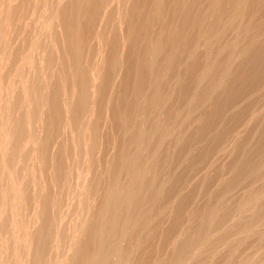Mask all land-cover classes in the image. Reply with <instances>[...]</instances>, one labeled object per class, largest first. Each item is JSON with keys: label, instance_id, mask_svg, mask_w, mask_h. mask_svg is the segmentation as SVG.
I'll use <instances>...</instances> for the list:
<instances>
[{"label": "rangeland", "instance_id": "rangeland-1", "mask_svg": "<svg viewBox=\"0 0 264 264\" xmlns=\"http://www.w3.org/2000/svg\"><path fill=\"white\" fill-rule=\"evenodd\" d=\"M68 1L67 0H11V1L10 0H0V46H1L0 47V63H1L0 64V87H1L0 88V124L3 126V127L0 126V128H1L0 130L2 131V132H0V151H1L0 152V157H1V159H0V174H1L0 175V193H1L0 194V197H1L0 198V260H1L0 264H31L30 261H31L32 255L34 254L35 242H36V237H37L36 232H38L37 230H40L39 227L42 226L40 224L43 222V210L47 205L50 204V211H52L57 207L58 203H59V205L61 204L60 206H63L60 208L61 210L59 209L60 206H58V209H59V211H61L63 213L62 214V216H63L62 225L63 226L61 225V227L64 230L62 228L61 229L64 231L65 234H63V232L61 230L64 239L63 238L60 239L61 240V241H59L60 243L57 242V243H59V246H60V250H58L59 256L56 255L55 250H54L55 254L51 253L53 251H50V253H48V254H52L51 255L52 258L54 256L55 260L53 258V260H54L53 262H55V263H53V264H59V263L64 264L65 262L63 261L62 257H64V255L66 256L65 252L67 253V256H68V254H70L72 252L74 253L73 249H70L68 251V248H70V247H68L69 241L71 243L72 241L79 242V241H82L83 239H85L86 231H87L86 226H88L90 224V220L92 219L90 217H93L92 213H90V212H93V210H92L93 208L95 209L94 211H96V208H98L97 206H99L101 199H102V193L101 192L103 190H104L103 192H105V189L107 190L108 186L111 183V180L113 179V176L115 174H118L119 172H120V174L117 175L118 178H120L119 181L120 182L126 181V178L124 177L125 173L123 171L121 172L118 170L119 172H116L118 169L116 163L118 165H120L119 161L122 160L121 159V153L123 154L124 152L126 153V151H127L130 154L131 152H133L134 149H133V146H128V147H131V149L130 148L128 149L126 146L127 150L124 149L125 145L128 144L127 142H128V139L130 137H129V134H127V132H124L121 129V128H125L124 127L125 125L123 124L124 121L121 122L123 120L120 117L121 113L120 114L118 113V115H117V111L119 109H117L116 106H118V108H120V110L121 109L124 110L126 105L123 103V101L126 103L125 98H127V97H128L127 99H129V98L131 99V95L129 94L130 90L129 91L127 90V92H126V89L124 87L125 82H124V84L122 83L124 80V77H123L124 76V70L126 69V64H128V62L126 60H127V58H130L129 60L131 61V57H129V55H126V54H128V52H126V54H125V51H127V50H125L126 47L124 49H121L122 54L121 53L120 54L122 55V57H120V55H119V57L122 58V62L124 61L127 63H125V66H124V62H123L124 67L122 65H121V67L117 66L116 73L120 72V70L118 68V67H120V69H122L120 74L123 78L121 76L119 77L118 74H115V77L111 76L112 78H114V80L116 79L115 81H113V80L111 81V79H110L111 77H107L106 79H104L106 77L105 75H107V73L104 70V66H102L101 62H103V64H104V58L103 57L107 58L110 55L109 47H111V46L108 47L107 46L108 44L102 43V41L106 42L105 40H103V38H101V37H104V35H102L99 32L98 34L100 36H97V33L95 32L96 28L95 29L93 28L94 32H92L93 30L88 29L87 25H85V24H89L88 20H90V19H89V17L87 18L86 16H89L90 12H88L89 13L88 14L87 12H85L82 9V10H80L81 12L79 15L81 17H85V19H88V20H84V18H82V20H81V17L79 16L80 20L82 22H83V20L86 21L85 24L82 23L81 21L79 24H80V26H83V24H84V26L87 27L86 29L89 30V33H88L89 37L87 35L85 38V34L82 33V35H81L79 33L80 37L84 36L83 39L88 38V41L85 40L86 42L84 41V43H82V41H83L82 38H80V40L82 39L80 41L81 43L78 41L80 43V45L82 46V47L79 46L80 51L82 50L81 53L83 54V52L85 53V50L87 51L84 54L87 56V59L85 58L86 60L85 59L83 60V57H81L83 55L81 54L80 55V57H81L80 61L81 62H79V63H81L80 64L81 68H82V66L84 67V68H82V70H84V72L86 70L87 74H86V72L84 73L83 71L78 73L79 69L74 68L75 64L73 62V57H72V53H71L72 50L68 49L69 44L66 42L67 36H66L65 29H64V23H63V22H65L64 21L65 17L68 16L65 19L66 21L68 18H69L68 20L71 21V17H72L71 12H69V9H68V8H70L69 5H71V3H70L71 1L70 0H68ZM127 1H125V2H127ZM132 1H134V0H132ZM132 1L130 0L129 3H131ZM135 1H137V0H135ZM116 2L117 1L114 2V6H115V4L117 6ZM204 2H206V1H204ZM227 2H229V3H227ZM231 2L232 1H230V0L229 1L224 0L225 5L222 2V7H224V9H226L227 11L225 10L226 16L223 15L222 16L223 18L220 17L219 18L220 20L216 21V29L218 28V30H219L220 29L219 27H221V29H222V30L220 29V31H219L220 32L219 37H217V38L215 37L212 40V43L209 44L210 47H207V48L204 44L202 45V42L200 40L201 44L200 45L198 44V47H197L198 51H197V48H196V50H194L195 51L194 55H193L194 57L191 60L192 61L191 64L194 63V65L196 66L194 71L190 72L189 69H188L189 72L186 71L187 70V61L185 60L186 61L185 62L183 59V62H181L182 61L181 58H183V55L185 53V49H184V45L180 44L181 42L183 43L182 40L185 41L188 38L191 39L190 37H192V35H193V32L191 33L192 28L188 27L186 30L187 32H189L192 35L187 33L186 36L187 37L189 36L188 38H186V36H185L184 38H186V39L182 38L181 41H178V42H180L179 48L182 47L181 45H183L182 50L184 51V53L182 52V50L180 53V51H178V47L174 50H171L172 48L170 46L168 47V45H165L166 48L168 47L167 49L164 48V50L166 49L165 52H167L169 50V48H171L170 51H168L167 53L169 54L170 52L176 51L175 53H176V56H178L177 57V59H178L180 57L177 54V51H178V53L182 56L180 58V62L182 64L183 63L184 64L181 66V63L179 61L178 62L176 61L177 64L176 63H174V64H176L177 67L174 65L173 66L174 68L172 67L174 70L169 69V72L166 71L165 69H164L165 70V72H164L163 68H162L161 74H160V76L162 75L161 76L162 78L160 77L161 78L160 85L161 84L162 85L159 86V89L160 90L162 89V90L159 93H161L160 98H161V95L163 96V100H162V102L164 103V105L162 103L163 109L167 105H168L167 106L168 109L165 108L163 110L162 107L158 105L157 107H155L156 110L153 109L154 113H156V111H160V109H161L160 113L162 111H165V112H162V115L160 113L159 114L157 113V114H152V116H155V117L162 116L161 118L166 120L167 117L170 115V114H168V116H167L166 113L170 112L168 110H171L170 113H173V115L176 112V114L178 115V117H176V118H178V119H176V118L174 119V121H173L174 125H172V127L173 126L174 127L173 128L171 127L172 128L171 130H175V131L171 132V130H170L172 135L169 132V134L167 136L169 139L167 137H164L165 139L166 138L167 139L166 140L164 139L165 142L162 141V143H161L162 145H160V147H158L159 153L157 152V156H155L156 160H153L154 162H156V163L158 162L157 164H159V165H157V164L156 165L159 166L160 168L158 169V167H156L157 170L154 169L156 172L159 170L157 172V174L159 173V175H157L154 170H152L154 176L152 174V171L149 174H151V176H152V181H154V182L156 181L155 182L156 184L158 182L161 190L158 188L159 186L157 184L155 187L157 189H159V192H157V194L153 193V195H155L157 197H155V196L153 197V200H152L153 202L150 200L152 198H150L148 200V201H150L148 203H151V204H148L149 206L151 205L150 208H149V206H148V208H149V210H153V211H149V212L150 213L152 212V214L154 216L152 214H149V212H148V218L147 217L145 218V224L147 227L144 230H146V231L142 230L141 231L142 233L140 232V234L138 235L139 239L135 237L136 242L133 241V239L131 240V242H132L131 246L134 247V245H135L134 250L136 249V247H137L136 250H138L140 248L139 249L140 253L138 251H136V253H138V254H135V251L133 250L134 252H132L130 254V255L133 254L132 256H134V257H132V256L129 257V259H130L129 261L131 262V264L132 263L133 264H140L141 262L143 264H168V263L170 264L171 262H168V261H173V259H174L173 258L174 248L175 249L178 248L179 244L181 246V244L183 242L181 240H184L183 238H185L186 236H187L186 239L189 238L190 236H192V234L195 233L194 231H196V232L202 231L203 228L200 230V229H198L199 227L201 228V227L207 226V225L204 226L202 221H200V219L203 220L204 217H206L205 215H207V213L210 212L213 203L216 201V198L217 199L220 198L223 201H222L221 206L219 207L220 209L218 208L215 210V211H219L220 213L214 212V213H216V216H215V214H213L214 215L213 217H215V220H214L215 223L213 222L212 225H209V227L207 226L208 228H210V230L208 229V231H209L208 233H211V234H208L209 236H208L207 240H205L203 243L198 241V243L196 242L191 247H189L188 248L189 250L188 249L186 250V253L183 254V256L186 255L185 257H183L184 258L183 261H185V264H202V263H204V264H264V249H263L264 248V219L262 221L260 219L261 222L259 221V219H258L259 222L257 221L256 218L253 219V217H255L256 214H258V216L256 215V217L259 218V214H260L259 211L262 210L263 206H264V163H263L264 162V87H263L264 86V79H263L264 78V44H263L264 43V37H263L264 36V13H263L264 12V10H263L264 9V0H262V1L261 0H252V1L251 0H244L245 3L243 4L244 5L243 9H245V10H243V12L245 11L244 13L247 15H245L243 13L242 16H238L239 18H237V17L234 18L235 20L232 19L233 17L230 18L231 13L233 12ZM129 3H124V4H126L125 8L127 7V4H129ZM201 3H203V2H201ZM204 4H206V3H204ZM24 5H25V7H24ZM114 6L112 5L113 8L112 7L111 8L113 9V11H116ZM246 6H247V8H245ZM65 7H66L67 11H66ZM100 10H102V9L100 8ZM122 10H123V8H122ZM231 10H232V12H230ZM42 11H44V12H42ZM50 11H51V13H50ZM248 11H250V12H248ZM96 12H97V10H96ZM226 12L227 13L230 12V14H228V16H227ZM27 13H28V15H27ZM123 13H125V10H123ZM116 14H117V12H116ZM169 14L170 13L167 14L168 16L162 15L165 18L169 17L167 19H165L161 16L162 18H160V19H164V21H165L164 22L163 20H159L160 22H163V23H161V25H163V24L167 25L168 24L167 26H170L173 28L177 27L176 20L178 22V19H175V25H176L175 26L174 21H172L173 24L171 22L173 17L170 14L172 17L171 18L169 16ZM31 15H32V17H31ZM119 15H117L115 17L118 18ZM57 18H59V19H57ZM116 18H114L116 20V21L114 20L116 22L115 23L117 26L116 28H118V27L120 28V26L117 25L118 21ZM52 19H54V20H52ZM168 19L170 20L171 24L174 26H171L170 22H168V21H167L168 23H166V20H168ZM17 20H18V22H17ZM208 21L209 20H207V22ZM246 22L250 23L251 28L249 26L248 27L249 29L247 28V30L249 31L252 29V32L250 31L251 33L244 31V27H245ZM34 23H35V25H34ZM81 23H82V25H81ZM179 23L180 22H178V24ZM159 24L160 23H158V25ZM211 24H213V23H211ZM229 24H231V25H229ZM217 25H219V27H217ZM57 27H59V28H57ZM102 27L104 28V26L103 25L101 26V29L103 30ZM178 27L175 29H178ZM240 27H242V28L240 29ZM256 27H258V28H256ZM34 28H35V30H34ZM77 28H78V30L81 28V30H79V32H81L83 29L82 27H79V26ZM173 28H171L172 31H174ZM214 28H215V26H214ZM58 30H59V32H58ZM102 30H100V31L102 32ZM117 31L119 32V29H117ZM82 32H85L87 34V31L84 29ZM238 32H239V34H238ZM92 33H93L92 38H93V36L95 37L93 40L90 36ZM122 33H123V31H122ZM246 35H248V36H246ZM110 36H112V33ZM254 36H255L256 40H255ZM65 37H66V39H65ZM96 37H100V39L98 38L99 41H97ZM237 37H239V38H238V40H236V44H235L234 40L237 39ZM89 38H91L90 42H91V40L93 41V42H91L92 44L89 43ZM251 39H253V41H251ZM217 40H218V42H217ZM96 41H97V43L99 42L98 45L96 44ZM100 41H101L103 46L101 45ZM108 42H109V40H108ZM231 42H232L231 45L233 47L227 45L228 43L230 44ZM248 42H249V45H250V42L251 43L255 42L253 44L254 46H252V44H251V48L254 47L252 50L250 49V51H249L251 54L245 52L246 51L245 48H247L249 46V45H247ZM79 43L77 45H79ZM41 44H43V45H41ZM50 44H52V46ZM213 44L216 46H214ZM244 44H246L247 47H246V45L244 46ZM86 45L91 46V47L88 46V49H91L92 51L88 50ZM104 45L106 46V49L102 50L103 47L105 48ZM224 45H226V47H224L225 49L222 47ZM54 46H56V47H54ZM217 47L223 48V49L222 50L216 49ZM227 47H229L230 49L233 48L231 50L234 52V55H232L233 54L232 51H231V53L229 52L230 49H228V51L226 50ZM242 47L244 48V51H243ZM189 48H191V46ZM31 49H32V51H31ZM99 49L102 51H100ZM107 49H109V50H107ZM215 49L219 50V52H222L220 54V56L218 55L219 54L218 51H217L218 52L217 54H216V52H214ZM121 50H120V52H121ZM95 51L96 52L99 51V53H96ZM104 51H106V53H104ZM207 51H209V52H207ZM92 52H93V54H92ZM162 52H164V51H162ZM165 52H164V54L162 53L159 56L160 57V59H159L160 63L163 62V60L165 58L164 56H167V55H165ZM228 52L231 54L230 55L231 58L229 60H231V61L233 60V61H232V64L230 63L231 61L229 62L230 63V65H229L230 69L228 67V72H227V75L224 79L225 83L223 85L219 86L217 89H215V92L211 96H209L210 100L208 98H206L204 100V102L203 101L200 102V105L198 103L197 105H199V107L198 106L195 107L193 104H189V105L190 106L193 105L194 108L188 107L189 106L187 104L188 99L189 100L191 99L190 97H192L191 96L192 93L195 94V91L192 89H193V86L196 84V81L193 80V79H195V74H192V73L193 72L195 73V71L197 69L196 74L198 75L197 72H199L198 70H200L201 66L202 67L205 66L204 64H207L208 61L212 60V59L208 60L206 58L210 57L211 55L213 57L214 54H215L214 55L215 57H213L214 59L216 57L218 58V56H219L218 59L216 58L217 63L218 62L219 63L226 62V60H228V59H226L225 56H227V58L230 57L229 55H227ZM243 52H245V53H243ZM107 53H109V54H107ZM200 53H202V54L200 55ZM241 53H243L244 55ZM87 54L88 55L91 54L92 56L90 57ZM123 54L126 55L127 57H125ZM206 54H208V56H206ZM61 55H62V57H61ZM96 55L97 56L99 55L97 58L100 62L95 57ZM196 55H197V57L195 58ZM124 57L126 58V60ZM162 57H164L163 60H162ZM184 57H185V55H184ZM101 58H103L102 61H101ZM123 58H124V60H123ZM90 59H92V60H90ZM96 60H97V62H96ZM221 60H225V61H221ZM86 61L87 62L89 61L87 63V65L90 63L97 65V63H98L97 66L99 68H97V66L94 65L93 67L97 69V70L96 69L94 70L91 66H89V67L86 66ZM91 61H94V62H91ZM206 61H207V63H206ZM84 62H85V64L83 65L82 63H84ZM39 63L42 65V67ZM257 64H259V65H257ZM160 65H159V67H160ZM184 65H185V67H183ZM199 65H201V66H199ZM252 65H253V67H252ZM197 66H199V67H197ZM81 68H80V70H81ZM89 68H90V70L91 69L93 70V71L91 70V72H93L92 74H94L95 76L97 73L96 72L94 73V71H98L99 73L97 74L96 77L94 76L95 79L93 76L91 77L92 82H90V83H94V87L89 86V87H91V92H90V96H89V106H91V107L87 106V108L90 109V111L92 112V115H91V119L86 120V123H84V126H83L84 130H85L84 131L83 129L74 128L75 127L73 125L74 123H72L71 121H73L72 115L74 116V112H72L75 109L74 104H76L77 103L76 100H78L75 93L77 92L76 90L79 88V84H80L79 80L82 78V76L84 74L87 77H90L92 75L90 70L87 71V69H89ZM179 68L183 69L184 71L179 70ZM46 69H48V70H46ZM101 69H103L102 70L103 72H101L103 74H101L99 71ZM175 70H176V73L180 76H177V74L175 73ZM177 70H179V72ZM191 70H193V69H191ZM162 71L164 73H166V72L167 73L162 74ZM172 71H174V72H172ZM185 71L188 74L191 73L192 75H194L191 77L189 75L188 81H186L188 74L185 73ZM74 72H75V75H74ZM88 72H90L91 75H89ZM217 72H218L217 70H216V72H211V74L208 75L209 78L207 76L206 77L207 79L205 78V80H203V82H202L203 88L208 86L207 85L208 83L210 84L211 79H212V78H210V76L212 75V77H213L215 74H217ZM60 73H61V75H60ZM172 73H173V75H172ZM43 75H44V77H42ZM79 75H80V78H79ZM14 76L17 77L18 79L15 78ZM179 77H182V78H179ZM73 78H75V79H73ZM96 78L97 79L101 78V79L97 80ZM76 79L78 80V84L76 85V87H74L76 82H77ZM88 79H90V78H87V80ZM103 79L107 80V81L104 82ZM108 79H110V80H108ZM180 79H181V81H180ZM237 79H238V81H237ZM189 80L191 82H189ZM108 81L109 82L111 81V83L107 84ZM130 81H133V77L130 79ZM193 82H195V83H193ZM229 82H232V83H229ZM120 83H122V85ZM166 83H167V85H166ZM110 84H111V86H110ZM184 84H186V86L189 84L188 85L189 87H187L188 89L185 87L187 90H185V88L183 89V87L185 86ZM192 84H194V85L192 86ZM47 85L49 88L46 87ZM97 85L98 86L100 85V86L98 87ZM101 85L106 86V87H103ZM231 85H232V87H231ZM77 86H78V88H77ZM33 87H34V89H33ZM191 87H192V89H191ZM109 88H110V90H109ZM194 88H195V86H194ZM65 89H67V90H65ZM72 89H73V91H72ZM106 89L108 90V92ZM188 90H189V92H188ZM70 91H71V94H70ZM120 91H122V92H120ZM64 92L66 95L62 94ZM72 92L73 93L75 92L74 98H72L74 96L72 94ZM20 93H21V95H20ZM52 93L54 95L56 94V97L57 96H59V97L56 99V97L53 96ZM57 93L59 95H57ZM121 93L123 95L126 94V95H124L125 98H123ZM41 94H42V96H41ZM127 94H128V96H127ZM235 94H237V95H235ZM47 95H48V97H47ZM67 95H68V97H67ZM96 95H98V96H96ZM3 98H5V99H3ZM54 98H55V101H51V100H54ZM186 98H187V100H185ZM59 99H61V100H59ZM68 99H70V100H68ZM119 99H121V101ZM122 99H124V100L122 101ZM165 99L168 101H166ZM216 99L218 100V102ZM56 100H58L57 102L59 103V105H57L56 107L58 108L59 106H62V114L63 115L60 114V116L62 117L63 121L66 122V123H64L63 121H61V126H60L61 131L60 132H59L60 128H58L59 129V130H57L58 132H56V130H55V129H57V126H58V123H57V125L55 123L56 122V120H55L56 114H54V112H53V108H54V110L57 109V108H55V104L57 103ZM71 100H72V102H71ZM68 101H69V103L67 104ZM53 103H54V106L52 107ZM166 103H169V104H166ZM121 104H123V105H121ZM212 104H213V106H212ZM170 105H171V107H170ZM252 105H254V106H252ZM235 106H236V108H235ZM115 107H116V111L114 109ZM159 107H161V108H159ZM169 107H170V109H169ZM65 108H66V110H65ZM67 108H68V110H67ZM255 108H256V111H255ZM59 109L61 112V107H59L57 111H59ZM14 110H15V112H14ZM97 110L101 111V112H97ZM166 110H167V112H166ZM232 110H234V111H232ZM191 111H193V112H191ZM60 112H58V113H60ZM113 112L114 113L116 112L115 113L116 116H113V114H114ZM51 113H53V114H51ZM152 113H153V111H152ZM191 113H194V114H191ZM95 114L96 115L98 114V115L96 116ZM141 114L142 115L140 117L138 114V117H136L135 119H138V118L145 116V114H143V113H141ZM37 115H39V116H37ZM105 115L107 117H105ZM164 115L166 118H164ZM211 115H212V117H211ZM229 115H231V116H229ZM23 116H25V119ZM64 116H65L66 120L64 119ZM102 117H104V118H102ZM117 117L119 119L118 121H117ZM34 118H35V120H34ZM143 118H145V117H143ZM180 118H182L183 120ZM36 119H37V121H36ZM47 119H49V120H47ZM145 119L148 121L150 118H148V119L145 118ZM143 120L144 119H142V121L138 119L136 121H140V122H137L138 125H140L139 123H141V122L145 123V120L144 121ZM51 121H52V123H51ZM87 121L89 122L88 124H87ZM47 122H49L51 125H49V123L47 124ZM90 122H91V124H90ZM115 122L116 123L119 122L120 125L123 124V126L122 125L121 126L116 125ZM148 122H147V124L146 123L145 124L141 123V124H142V126H145L148 129V126H149ZM176 122H178V123H176ZM70 123L72 126H70ZM92 123L96 124V125H93ZM119 123H117V124H119ZM149 123L151 124L152 121L150 120ZM175 124H176V126H175ZM187 124H189V125H187ZM92 125H93V127H92ZM72 127H73L74 131H72ZM86 127L88 128V130L86 129ZM90 127H92L94 131L97 129L95 132L96 135H95V133H93V131L91 130L92 128H90ZM94 127H96V128L94 129ZM152 127L153 126L151 124L150 128L153 130V132L149 131L150 128L148 130L146 128H143V130L144 129L147 130V132L149 134L147 133L148 137L146 136V138L149 140V137H150L152 144L154 145V147H156V145L158 144V141L155 142V140L160 139L161 133L159 132L160 133L159 134L157 131L155 133L154 129ZM105 128H106V130H105ZM118 129L122 130L123 131L122 133H124V136L126 135L127 137L120 135L122 133L120 131H118ZM41 130H42V132H41ZM50 131L52 132V135H51ZM88 131H90V132L87 133ZM106 131H108V132H106ZM12 132H13V135H12ZM173 132L174 133L176 132V133L174 134ZM198 132H199V134L200 133L201 134L199 135ZM23 133H24V135H23ZM57 133L58 134L61 133L60 134L61 136L58 135ZM66 133H67V135H66ZM91 133H93L96 137L94 135H92ZM150 133H154L153 134L154 136ZM55 134H57V135L55 136ZM62 134H63V137H62ZM149 135H151V136H149ZM169 135H171V137ZM66 136H68V137H66ZM93 136L95 138H92ZM150 140H149V143H147V145L149 144L148 145L149 147L151 145ZM124 141H126V142H124ZM178 141H179V143H178ZM25 142H27V143H25ZM50 143H51V145H50ZM1 144H3V145H1ZM153 145H152V151H154ZM142 146L144 147V144ZM142 146H141V150L144 151V152L142 151V153H144V154L142 155L141 160L143 158V160L145 161L146 157L148 158V155L149 156L152 155V151H151V147L149 148L148 146H145V148H144L145 150H144V149H142L143 148ZM261 147H262V149H261ZM147 148L149 149L148 151L146 150ZM23 149H24V152H23ZM118 150H120V151H118ZM245 152H246V154H245ZM128 153H126V155ZM200 154H202V155H200ZM119 155H120V157H119ZM6 157H7V159H6ZM144 157H145V159H144ZM160 157H161V159H160ZM255 157H256V159H254ZM262 158H263V160H262ZM40 159H41V161H40ZM163 159H164V161H163ZM62 160H63V162H60ZM112 160H113V162H112ZM166 160H168V161H166ZM54 161L56 162L55 165H57L58 168L63 167L62 168L63 170L61 169V171H62V175H64V176H61L60 172L57 169V166L54 165ZM57 161L60 162L59 163L60 165L57 164ZM249 162L250 163L253 162V163H251L252 165H256L257 164L256 162H258V163L262 162L261 163L262 167L260 166V169H259V171L262 174L259 171L256 172L257 174L252 172L251 169L246 166ZM163 163L165 164V166H162V165H164ZM193 163H196V164H193ZM250 163H249V165H251ZM62 164L63 165L65 164V165L63 166ZM243 164H244V166H243ZM65 166L67 168H64ZM101 166L102 167L104 166V167L102 168ZM55 167H56L57 171L54 170ZM91 168L95 171H93ZM109 168H111V169H109ZM115 168H117V169H115ZM240 169H241V171H240ZM189 170H191V171H189ZM113 171H115L114 175H113ZM160 172H161L162 176L160 175ZM58 173L60 174V176L58 175ZM70 173H72L73 175L71 176ZM65 174L66 175L68 174V176H71L72 178L69 177V180L66 179V178H68V176H65ZM79 174H80V176H79ZM149 174L147 176H149ZM55 175H56V177H55ZM102 175H104V176H102ZM155 175H157V176H155ZM57 176H59V177H57ZM151 176L148 177L149 178L148 180H150ZM248 176H250V177H248ZM157 177H158V179H157ZM58 178H59V180L62 179L61 181H63V182L57 180V182L58 181L60 182V184H59V182L57 184V182L54 181V179H58ZM153 178H156V180H153ZM177 178H178V180H176ZM182 178H183V180H182ZM82 179L86 182H84ZM96 179H97V181H98V179L101 180L100 182H102V185H101L102 187L100 186V182H98V183H97V181L95 182ZM121 179L122 180L124 179V181H122ZM184 179H185V181H184ZM180 180H182V181H180ZM229 180H230V182H229ZM53 181L56 182L57 185L54 184ZM64 181H66L65 182L66 185L64 184L65 186L62 184V183H64ZM68 181L71 183V184H69V186H71V187H68V183H69ZM151 182H150V184L153 185ZM12 183L15 186L12 185ZM96 183H97V185H96ZM51 184L53 187L51 186ZM80 184H82V185H80ZM93 184L96 185L99 189L101 188L102 191L97 189L98 191L95 194L96 197L94 196L95 201L94 200L92 201L93 202V207H91L92 211L90 210V212H89L90 214H88V215L86 214V216H85L83 213L85 211L82 212L81 209H79V208H81L85 204V200H86L85 198H87L85 196H87L86 195L88 193L87 191H90L91 187L94 186ZM58 185L60 186L59 188L57 187ZM17 186H19V187H17ZM163 186L165 189L161 188ZM55 187H56V189H55ZM84 187L86 189L88 188L89 190L84 191V189H85ZM152 187H154V186H152ZM155 187H154V190L156 189ZM259 187H261V188L259 189ZM60 188H62V190H60ZM160 191H161V193H160ZM98 192H100V193H98ZM218 192H219V194H218ZM260 193H261V195H260ZM21 194H23V195H21ZM54 194H55V196H54ZM228 195H229V197H227ZM50 197H51V199H53V201L56 197L55 200H57V202L58 201L59 202L56 203V201H55L54 204L56 203V205H54L53 201L49 202ZM163 198H164V200H163ZM35 199H37V200H35ZM65 199L67 200V202H64ZM43 200H44V202H46V203L49 202V203L45 204L43 202ZM2 202H3V204H2ZM41 202H43L46 206ZM51 202L53 204L52 208H51V205H52ZM63 202L65 204H63ZM242 202H243V204H242ZM246 202H248V203H246ZM18 203H19V205H18ZM20 205H21V207H20ZM233 205H235V206H233ZM39 206H41V207H39ZM65 206H67V207H65ZM152 206H154V207H152ZM53 207H54V209H53ZM41 208H43V209H41ZM47 208L49 209V206H47ZM62 208H63V210H62ZM151 208H154V209H151ZM58 209H57V211H58ZM159 209L160 210L164 209V210L159 212L158 211ZM11 210H12V212H11ZM39 211H41V213H42L41 218H40V212ZM37 212L39 214H37ZM155 212L156 213L157 212L162 213L164 216L162 214H161L162 215L161 216L159 213H157L155 215L154 214ZM180 212H182V213H180ZM14 214H15V216H14ZM252 215H253V217H252ZM149 216L153 219L155 218L156 220L154 221ZM156 216L158 218H156ZM250 216L252 218H250ZM86 217L87 218L89 217L90 219L89 218L87 219ZM161 217H163V219ZM149 218H150V220H149ZM222 218H223V220H222ZM147 219H148V222L150 223L151 226L148 225L149 223L146 221ZM182 219H183V221H182ZM249 219L252 221L251 222L252 224H250L249 226H251V227L253 226V227L251 228L248 226V227H244V229H243L242 225ZM152 220H153V222H151ZM218 220H220V221H218ZM256 221H257L258 225L256 224ZM196 223H197V225H196ZM217 223H218V225H217ZM200 224L203 226H201ZM215 224H216V226H215ZM211 226H212V228H211ZM238 226H239V228H238ZM259 226H260V228H259ZM84 227H85V229H84ZM76 228L78 229V232L72 233V232H74V230ZM246 228L247 229L250 228L251 230L248 229L249 230L248 231ZM77 229L75 230V232L77 231ZM84 230H86V231H84ZM204 230L207 231V229L204 228L202 232H204ZM52 231H53V229H52ZM157 231H158V233H157ZM27 233H28V235H27ZM71 233H72V235L76 234L78 241H76L77 239L75 236L71 237ZM34 235H36L35 239H34ZM181 235L183 237H181ZM179 236L182 239H180ZM70 237H71V240H70ZM73 238H74V240H73ZM140 238H142V241L144 240L143 241L144 243H142V241H139V240H141ZM67 239H69V240H67ZM8 241H10V242H8ZM140 242H141V244H140ZM179 242H181V243H179ZM133 243H137L138 245L133 244ZM26 245H28V246H26ZM63 245H65V246H63ZM139 245H141L142 247H139ZM176 245H177V247H176ZM29 248H30V250H29ZM209 248H211V249H209ZM31 249H33V250H31ZM195 250L197 251V253ZM48 254H47V256L49 257L50 255H48ZM141 254H143V255H141ZM16 256H18V257H16ZM60 256L62 258L61 260L59 258ZM70 256H71V254H70ZM52 258H50V259L52 260ZM171 258H173V259H171ZM57 259L59 262L57 261ZM183 264H184V262H183Z\"/></svg>", "mask_w": 264, "mask_h": 264}, {"label": "bare ground", "instance_id": "bare-ground-1", "mask_svg": "<svg viewBox=\"0 0 264 264\" xmlns=\"http://www.w3.org/2000/svg\"><path fill=\"white\" fill-rule=\"evenodd\" d=\"M11 1V0H10ZM68 1V0H67ZM71 2V5H69L70 6V8H68L69 9V12H71V21H69L68 19H67V21L65 20L67 17H65V19H64V21L65 22H63L64 23V29H65V32H66V36H67V43L69 44L68 46H69V48L68 49H70V50H72V57H73V62H74V64H75V67L74 68H78L79 70H80V68H81V66H80V64L81 63H79V62H81L80 61V59H81V57H83V60L86 58L87 59V56L86 55H84L87 51L85 50V53L83 52V54L81 53L82 52V50L80 51V47L79 46H81L80 45V41L84 38V36L83 37H80V34L82 35V33L83 34H85V38H86V36L88 35V33H89V30H93V28L95 29V32L97 33V36H100L98 33L100 32L102 35H104V37H101V38H103V40H105L106 42H104V41H102V43H105V44H108L107 46L109 47V46H111V47H109V49H107V50H109V52H110V55L106 58V57H103L104 58V64H103V62H101V64H102V66H104V70L106 71V73H107V75H105L106 77L104 78V79H106L107 77H115V74H118L119 75V77L121 76V74H120V72H121V70L122 69H120V67H121V65L123 66V62H122V58H120V57H122V50L121 49H124L125 47H126V49L125 50H127V51H125V54H126V52H128V54H126V55H129V57H131V61L129 60L130 58H127V60H126V58L125 57H127L126 55H124L125 57V60L128 62V64H126V69L124 70V80H123V84H124V82H125V85H124V87H125V89H126V92H127V90L129 91L130 90V95H131V99L129 98V99H127L128 97V94H127V98H125V96L124 95H126V94H122V96H123V98H125V100H126V103L123 101L124 99H122V101H123V103L126 105V107H125V109L124 110H120V108H118V106H116L117 107V109H119L118 111H117V115H118V113L120 114V117L123 119H121L122 121L121 122H123V124L125 125L124 127L125 128H121L124 132H127V134H129V139H128V144L127 145H125V147H124V149L125 150H127V148L129 149H131V147H128V146H133V152H131L130 154L126 151V153H128L127 155H126V153L124 154H122L121 152V159L122 160H120L119 161V163H120V165H118L117 163H116V165H117V167H118V169L117 168H115V169H117V171L116 172H119V171H123L124 173H125V175H124V177L126 178V181L125 182H120L119 180H120V178H118V174H120V172L118 173V174H115L114 172L115 171H113V179L111 180V183H110V185L108 186V188H107V190L105 189V192H103L102 190H101V188L99 189L96 185H97V183L98 182H100L101 180H99L98 179V181H97V179L95 180V182L97 181V183H96V185H94V186H90L91 187V190L90 191H87V190H89L88 188L86 189L85 187V189H84V191H87L85 194L87 195V196H85V197H87V198H85L86 200H85V204L81 207V208H79V209H81V211L83 212V211H85V212H83L84 213V215L86 216V214L88 215V214H90V213H92V216L93 217H90V218H92L91 220H90V224L88 225V226H86V230H84V231H86V237H85V239H83L82 241H79V242H75V241H72L71 243H70V241H69V246L68 247H70V248H68V251L70 250V249H73V251H74V253L72 252V253H70L71 254V256H70V254H68V256H67V253L65 252V254H66V256L64 255V257H62L63 258V261L65 262L64 264H131V262L129 261L130 259H129V257L130 256H132V255H130L132 252H134L135 251V254H138V253H136V251H138L139 252V247H142L141 245H139V249L138 250H136L137 249V247H136V249L134 250V247H135V245H134V247L133 246H131L132 244V242H131V240L133 239V241H135L136 242V239H135V237L136 238H138V235L140 234V232L142 231V230H144V229H146V224H145V218L147 217L148 218V212L149 211H153V210H149V208H150V206L148 205V204H151V203H148V202H150V201H148L150 198H152V199H150L151 201L153 200V197L155 196V195H153V193L155 194H157V192H159V189H160V186H159V184H158V182H157V184H158V188L159 189H157L155 186L157 185L154 181H152V176H151V174H149L152 170H157L156 169V167H158V169L160 168L159 166H157V165H159V164H157L156 162H154L153 160H156L155 159V156H157V152H158V147H160V145H162L161 143H162V141H164V137H167L168 136V134H169V132H170V130L174 127H172V125H174V123H173V121H174V119L176 118V117H178V115L176 114V112L174 113V115H173V113H170L171 112V110H168V111H170V112H168V113H166L167 114V116H168V114H170L168 117H167V119L165 120V119H162L161 117L162 116H160V117H155V116H152V114H159L160 113V111H161V109H160V111H156V113H154V110H156V108L155 107H157L158 105L159 106H161L162 107V100H163V96L161 95V98H160V94L161 93H159L161 90L159 89V86H161L160 85V82H161V76H160V74H161V70H162V68H163V71L165 72V70L166 71H168L169 72V69L170 70H174L173 68V66L175 65L176 67H177V63H176V61L178 62H180V58L182 57L179 53H178V51H180V53H181V50H182V47H183V45H184V49H185V53H184V51L182 50V52L184 53V55H185V57H184V55H183V58H181V62H183V59H184V61L186 60L187 61V70L186 71H188V69H189V71L191 72V71H194V69L196 68V66L194 65V63L193 64H191L192 63V59H193V55H194V50H196V48L198 47V44L200 45L201 43H200V40H201V42H202V45L204 44L205 46H206V48L207 47H210V45L209 44H211L212 43V40L216 37H219V34H220V29H221V27H219V25H217V27H219L220 29L218 30V28L216 29V21L217 20H220L219 18L221 17V18H223L222 16L223 15H225L226 16V14H225V10L226 9H224V7H222V2H223V4H224V0H137V1H132L131 3H129V1L130 0H70ZM115 1H117L116 3H117V6H116V4H115V6H114V2ZM125 1H127V2H125ZM204 1H206V2H204ZM225 1H227V0H225ZM229 1V0H228ZM230 1H232L231 3H232V10H233V12H232V10L230 11V12H232L231 13V15H230V18L231 17H233L232 19H234V18H239L238 16H242L243 15V13L245 12H243V10H245V9H243V7H244V0H230ZM252 1V0H251ZM262 1V0H261ZM19 2V1H18ZM21 2V1H20ZM56 2V1H55ZM69 2V1H68ZM143 2V3H142ZM201 2H203V3H201ZM51 3V2H50ZM124 3H129V4H127V7L125 8V6H126V4H124ZM204 3H206V4H204ZM226 3V2H225ZM227 3H229V2H227ZM247 3V2H246ZM58 4V3H57ZM61 4V3H60ZM65 4V3H64ZM140 4V5H139ZM53 5V4H52ZM68 5V4H67ZM112 5L115 7V9H116V11H113V7H112ZM225 5V4H224ZM223 5V6H224ZM247 5V4H246ZM58 6V5H57ZM65 6V5H64ZM63 6V7H64ZM124 6V7H123ZM24 7H25V5H24ZM55 7V6H54ZM112 7V8H111ZM228 7V6H227ZM257 7V6H256ZM261 7V6H260ZM21 8V7H20ZM100 8L102 9V10H100ZM122 8H123V10H125V13H123V10H122ZM226 8V7H225ZM245 8H247V6L245 7ZM253 8V7H252ZM29 9V8H28ZM64 9V8H63ZM65 9H66V7H65ZM84 10L85 12H90V15L89 16H86L87 18L89 17V19L90 20H88V19H85V17H81L79 14H80V10ZM42 10V9H41ZM49 10V9H48ZM96 10H97V12H96ZM122 10V11H121ZM127 10V11H126ZM264 10V9H263ZM34 11V10H33ZM55 11V10H54ZM58 11V10H57ZM66 11H67V9H66ZM100 11V12H99ZM102 11V12H101ZM227 11V10H226ZM42 12H44V11H42ZM115 12V13H114ZM116 12H117V14H116ZM230 12L229 13H227V16H228V14H230ZM248 12H250V11H248ZM32 13V12H31ZM47 13V12H46ZM50 13H51V11H50ZM55 13V12H54ZM53 13V14H54ZM57 13V12H56ZM60 13V12H59ZM86 13V14H87ZM168 13H170L171 15H172V17H171V15L169 14V16L172 18V20H171V22L172 21H174V25H175V19H178V22H180L179 24H178V22H177V20H176V24H177V27H178V29H175V28H177V27H175V28H173V27H170V26H167L166 24H163V25H161V23H163V22H160L159 20H163L164 21V19H160V18H162L163 16L162 15H166V16H168L167 14ZM247 13V12H246ZM264 13V12H263ZM35 14V13H34ZM52 14V15H53ZM89 14V13H88ZM87 14V15H88ZM116 14V15H115ZM120 14V15H119ZM245 14V13H244ZM258 14V13H257ZM23 15V14H22ZM27 15H28V13H27ZM57 15V14H56ZM66 15V14H65ZM64 15V16H65ZM117 16V15H119L118 16V18H116L115 16ZM245 15H247V14H245ZM249 15V14H248ZM260 15V14H259ZM35 16V15H34ZM81 17V20H82V18H84V20H88L89 21V24H85L86 23V21H84L83 20V22L80 20V17ZM162 16V17H161ZM255 16V15H254ZM261 16V15H260ZM6 17V16H5ZM31 17H32V15H31ZM60 17V16H59ZM62 17V16H61ZM177 17V18H176ZM253 17V16H252ZM251 17V18H252ZM263 17V16H262ZM3 18V17H2ZM1 18V19H2ZM20 18V17H19ZM42 18V17H41ZM47 18V17H46ZM114 18H116L117 19V21H118V23H117V25L118 26H120V28L118 27V28H116L117 26H116V20L114 19ZM163 18H165V17H163ZM167 18H169V17H166L165 19H167ZM13 19V18H12ZM57 19H59V18H57ZM174 19V20H173ZM229 19V18H228ZM248 19V18H247ZM16 20V19H15ZM33 20V19H32ZM45 20V19H44ZM52 20H54V19H52ZM115 20V21H114ZM207 20H209L208 22H207ZM227 20V19H226ZM235 20V19H234ZM242 20V19H241ZM13 21V20H12ZM22 21V20H21ZM20 21V22H21ZM42 21V20H41ZM63 21V20H62ZM80 21L82 22V23H84L85 25H87V27H88V29L89 30H87L86 28V26H84V24H83V26H80ZM170 22V20L168 19V20H166V23H168V22ZM244 21V20H243ZM242 21V22H243ZM254 21V20H253ZM17 22H18V20H17ZM51 22V21H50ZM120 22V23H119ZM165 22V21H164ZM171 22H170V24H171ZM222 22V21H221ZM225 22V21H224ZM223 22V23H224ZM257 22V21H256ZM59 23V22H58ZM82 23H81V25H82ZM158 23H160L159 25H158ZM211 23H213V24H211ZM218 23V22H217ZM25 24V23H24ZM49 24V23H48ZM52 24V23H51ZM120 24V25H119ZM172 24H173V22H172ZM171 24V26H174V25H172ZM215 24V25H214ZM21 25V24H20ZM30 25V24H29ZM34 25H35V23H34ZM61 25V24H60ZM89 25V26H88ZM104 26V28H103V30L101 29V26ZM226 25V24H225ZM228 25V24H227ZM229 25H231V24H229ZM233 25V24H232ZM244 25V24H243ZM258 25V24H257ZM2 26V25H1ZM82 27L84 30H86L87 31V34L85 33V32H82L83 31V29H82V31L81 32H79V30H81V28L78 30V28L77 27ZM176 26V25H175ZM214 26H215V28H214ZM250 26V23L249 22H246V24H245V27H244V31L246 32H252V29L251 30H247V28ZM19 27V26H18ZM62 27V26H61ZM192 28L191 29V33L193 32V35L192 34H190L189 32H187L186 30H187V28ZM30 28V27H29ZM53 28V27H52ZM57 28H59V27H57ZM171 28H173L174 29V31H172L171 30ZM242 27H240V29H241ZM250 28H251V26H250ZM256 28H258V27H256ZM16 29V28H15ZM24 29V28H23ZM117 29H119V32L117 31ZM249 29V28H248ZM34 30H35V28H34ZM78 30V31H77ZM100 30H102V32L100 31ZM222 30V29H221ZM13 31V30H12ZM122 31H123V33H122ZM232 31V30H231ZM237 31V30H236ZM243 31V30H242ZM19 32V31H18ZM26 32V31H25ZM58 32H59V30H58ZM91 32V31H90ZM92 32H94V30L92 31ZM222 32V31H221ZM250 32V33H251ZM256 32V31H255ZM254 32V33H255ZM80 33V34H79ZM111 33H112V36H110L111 35ZM156 33V34H155ZM187 33H189L190 35H192V37H190L191 39H189L187 36H186V34ZM242 33V32H241ZM58 34V33H57ZM62 34V33H61ZM238 34H239V32H238ZM245 34V33H244ZM247 34V33H246ZM257 34V33H256ZM27 35V34H26ZM65 35V34H64ZM92 35H93V33L90 35L91 36V38H92ZM95 35V34H94ZM184 35V36H183ZM251 35V34H250ZM260 35V34H259ZM5 36V35H4ZM14 36V35H13ZM33 36V35H32ZM42 36V35H41ZM63 36V35H62ZM96 36V35H95ZM155 36V37H154ZM186 36V38H188V39H186V38H184ZM238 36V35H237ZM246 36H248V35H246ZM253 36V35H252ZM262 36V35H261ZM88 37H89V35H88ZM111 37V38H110ZM241 37V36H240ZM264 37V36H263ZM80 38H82L81 40H80ZM91 38H89V43H91V42H93L92 40L95 38L94 36H93V38H92V40H91V42H90V39ZM97 38V41H99V39H100V37H96ZM99 38V39H98ZM110 38V39H109ZM182 38L183 39H186L185 41L184 40H182ZM224 38V37H223ZM236 38V37H235ZM238 38L239 37H237V39H235L234 41H235V44H236V40H238ZM254 38H255V36H254ZM15 39V38H14ZM47 39V38H46ZM64 39V38H63ZM65 39H66V37H65ZM246 39V38H245ZM7 40V39H6ZM36 40V39H35ZM61 40V39H60ZM85 40H87L88 41V38L87 39H83V41H82V43H84V41ZM108 40H109V42H108ZM183 41V43L181 42H178V41ZM255 40H256V38H255ZM254 40V41H255ZM23 41V40H22ZM46 41V40H45ZM80 43H79V42ZM97 41H96V44L98 45V43H97ZM223 41V40H222ZM228 41V40H227ZM251 41H253V39H251ZM24 42V41H23ZM86 42V41H85ZM217 42H218V40H217ZM233 42V41H232ZM232 42L229 44H227V45H229V46H232L231 44H232ZM256 42V41H255ZM254 42V43H255ZM260 42V41H259ZM11 43V42H10ZM32 43V42H31ZM56 43V42H55ZM79 43V45H77ZM100 43H101V41H100ZM102 43H101V45H102ZM179 43L180 44H183V45H181L182 47H180L179 48ZM239 43V42H238ZM237 43V44H238ZM254 43H251L250 42V45H249V42H248V44L247 45H249L248 47H247V45L246 44H244V46L246 45V47L247 48H245L246 49V53H250L249 51H250V49L252 50L253 48H251V44H252V46H254L253 44ZM62 44V43H61ZM92 44V43H91ZM110 44V45H109ZM264 44V43H263ZM33 45V44H32ZM41 45H43V44H41ZM51 46H52V44H50ZM54 45V44H53ZM165 45H168V47L170 46L171 48H169V50L168 51H170V49L171 50H174V49H176L177 47H178V51H177V54L180 56L178 59H177V57L178 56H176V51L175 52H170L169 54L167 53V52H165V50L168 48H166L165 47ZM201 45V46H202ZM214 45V44H213ZM221 45V44H220ZM262 45V44H261ZM19 46V45H18ZM66 46V45H65ZM67 46V47H68ZM87 46V45H86ZM89 46V45H88ZM88 46H87V49H88ZM96 46V45H95ZM103 46V45H102ZM105 46V45H104ZM191 46V48H189V47ZM204 46V47H205ZM214 46H216V45H214ZM237 46V45H236ZM258 46V45H257ZM1 47V46H0ZM5 47V46H4ZM40 47V46H39ZM48 47V46H47ZM54 47H56V46H54ZM60 47V46H59ZM66 47V48H67ZM82 47V46H81ZM89 47H91V46H89ZM93 47V46H92ZM97 47V46H96ZM99 47V46H98ZM107 47V48H108ZM220 47V46H219ZM219 47H217L216 49H223L224 47H226V45H224V46H222L223 48H219ZM233 47V46H232ZM250 47V48H249ZM86 48V47H85ZM102 48V47H101ZM104 48V47H103ZM102 48V50H105L106 49V46H105V48L103 49ZM164 48H166L165 50H164ZM201 48V47H200ZM203 48V47H202ZM236 48V47H235ZM243 48V47H242ZM241 48V49H242ZM3 49V48H2ZM27 49V48H26ZM65 49V48H64ZM67 49V50H68ZM210 49V48H209ZM214 50V52H216V54L219 52V50ZM225 49V48H224ZM228 49H230L229 47H227L226 48V50L228 51ZM231 49H233V48H231ZM229 50V52L231 53V51L232 50ZM240 49V50H241ZM25 50V49H24ZM50 50V49H49ZM53 50V49H52ZM88 50H90V51H92L91 49H88ZM100 50V49H99ZM102 50H100V51H102ZM106 50V51H107ZM120 50H121V52H120ZM31 51H32V49H31ZM57 51V50H56ZM80 51V52H79ZM84 51V50H83ZM106 51H104V53H106ZM162 51H164L165 52V55H167V56H164V57H162V60H163V58H164V60H163V62H159L160 60V54H164V52H162ZM197 51H198V48H197ZM196 51V52H197ZM205 51V50H204ZM218 51V52H217ZM226 51V52H227ZM243 51H244V48H243ZM256 51V50H255ZM254 51V52H255ZM13 52V51H12ZM37 52V51H36ZM65 52V51H64ZM94 52V51H93ZM93 52H92V54H93ZM96 52V51H95ZM207 52H209V51H207ZM212 52V51H211ZM227 53V55H231L230 53ZM233 52V51H232ZM245 52H243V53H245ZM29 53V52H28ZM70 53V54H71ZM96 53H99V51L98 52H96ZM101 53V52H100ZM121 53V54H120ZM124 53V52H123ZM167 53V54H166ZM222 52H219V56H220V54H221ZM243 53H241V54H243ZM26 54V53H25ZM83 55V56H81L80 57V55ZM103 54V53H102ZM107 54H109V53H107ZM106 54V55H107ZM202 53H200V55H201ZM212 54V53H211ZM210 54V55H211ZM214 54V53H213ZM224 54V53H223ZM251 54V53H250ZM258 54V53H257ZM3 55V54H2ZM11 55V54H10ZM16 55V54H15ZM43 55V54H42ZM58 55V54H57ZM88 55V54H87ZM100 55V54H99ZM98 55V56H99ZM119 55H120V57H119ZM199 55V54H198ZM199 55V56H200ZM215 55V54H214ZM213 55V57H215ZM217 55V56H218ZM232 55H234V52H233V54ZM244 55V54H243ZM8 56V55H7ZM17 56V55H16ZM24 56V55H23ZM27 56V55H26ZM71 56V55H70ZM69 56V57H70ZM85 56V57H84ZM88 56H92L91 54L90 55H88ZM97 55L95 56L96 58L98 57ZM102 56V55H101ZM205 56V55H204ZM206 56H208V54H206ZM219 56H218V58H219ZM225 56V55H224ZM250 56V55H249ZM256 56V55H255ZM38 57V56H37ZM61 57H62V55H61ZM67 57V56H66ZM197 57V55L195 56V58ZM211 57V58H210ZM210 57H207L206 59H208V60H211V61H208V63H207V61H206V63L207 64H204L203 62V64L205 65V66H201V65H199V66H201V68H200V70H198L199 72H197L198 73V75L196 74V71H197V69H196V71H195V73L193 72L192 74H195V79H193L194 81H196V84L194 85V84H192V86L194 85L195 86V88H194V86H193V89H192V87H191V89L192 90H194L195 91V94L194 93H192L191 94V96L192 97H190L191 99L189 100L188 99V101H187V104L189 105V104H193L195 107L196 106H198L199 107V105H200V102H204V100L206 99V98H208L209 99V96H211L214 92H215V89H217L219 86H221V85H223L225 82H224V79H225V77H226V75H227V72H228V67H229V69H230V63L232 64V61L231 60H229L230 58H231V56L229 57V58H227V56H225L226 57V59H228V60H226V62H224V63H222L221 61H225V60H221L220 62L221 63H217V59L215 58H213L212 57V55L210 56ZM3 58V57H2ZM18 58V57H17ZM45 58V57H44ZM103 58H101V61L103 60ZM124 58H123V60H124ZM201 58V57H200ZM205 58V57H204ZM210 58V59H209ZM242 58V57H241ZM48 59V58H47ZM69 59V58H68ZM67 59V60H68ZM85 59V60H86ZM222 59V58H221ZM244 59V58H243ZM10 60V59H9ZM19 60V59H18ZM31 60V59H30ZM34 60V59H33ZM36 60V59H35ZM90 60H92V59H90ZM97 60H98V58H97ZM97 60H96V62H97ZM161 60V61H162ZM198 60V59H197ZM40 61V60H39ZM99 61V60H98ZM130 61V62H129ZM185 61V62H186ZM195 61V60H194ZM231 61V62H230ZM10 62V61H9ZM72 62V63H73ZM89 62V61H88ZM87 61H86V66H91L94 70L96 69V68H94L93 66L94 65H96V64H88L87 65V63H88ZM91 62H94V61H91ZM100 62V61H99ZM127 62H124V66H125V63H127ZM180 62V63H181ZM199 62V61H198ZM230 62V63H229ZM235 62V61H234ZM233 62V63H234ZM248 62V61H247ZM16 63V62H15ZM20 63V62H19ZM30 63V62H29ZM43 63V62H42ZM71 63V64H72ZM159 63V64H158ZM174 63H176V64H174ZM238 63V62H237ZM244 63V62H243ZM1 64V63H0ZM8 64V63H7ZM40 64V63H39ZM46 64V63H45ZM52 64V63H51ZM83 65L85 64V62L84 63H82ZM100 64V65H101ZM161 64V65H160ZM184 64V63H183ZM182 63H181V66L183 65ZM198 64V63H197ZM3 65V64H2ZM19 65V64H18ZM41 65V64H40ZM65 65V64H64ZM70 65V64H69ZM73 65V64H72ZM97 65H98V63H97ZM96 65V66H97ZM159 65H160V67H159ZM179 65V64H178ZM247 65V64H246ZM257 65H259V64H257ZM26 66V65H25ZM38 66V65H37ZM56 66V65H55ZM74 66V65H73ZM95 66V67H96ZM117 66H120V67H118L119 68V70H120V72L119 73H116V69H117ZM123 66V67H124ZM199 66H197V67H199ZM8 67V66H7ZM13 67V66H12ZM41 67H42V65H41ZM49 67V66H48ZM101 67V66H100ZM173 67V68H172ZM179 67V66H178ZM183 67H185V65L183 66ZM240 67V66H239ZM238 67V68H239ZM244 67V66H243ZM252 67H253V65H252ZM36 68V67H35ZM82 68H84L83 66H82ZM82 68H81V70L79 71L78 70V73L79 72H81V71H83L84 72V70H82ZM97 68H99L98 66H97ZM103 68V67H102ZM172 68V69H171ZM258 68V67H257ZM3 69V68H2ZM124 69V68H123ZM165 69V70H164ZM168 69V70H167ZM191 69H193V70H191ZM46 70H48V69H46ZM72 70V69H71ZM90 70V68L89 69H87V71H89ZM92 70V69H91ZM91 70H90V72H91ZM97 70V69H96ZM103 69H101V70H99L100 71V73L101 72H103L102 71ZM118 70V71H119ZM179 70H183V69H180L179 68ZM179 70H177L178 72H179ZM216 70L218 71L217 72V74H215L213 77H212V75L210 76V78H212L211 79V82H210V84L208 83H206L208 86H206L205 88H203V86H202V82H203V80H205V78L208 76V75H210L211 74V72H216ZM236 70V69H235ZM3 71V70H2ZM7 71V70H6ZM32 71V70H31ZM62 71V70H61ZM93 71V70H92ZM104 71V72H105ZM162 71V74L164 73ZM184 71V70H183ZM185 71V73H187ZM188 71V72H189ZM10 72V71H9ZM38 72V71H37ZM85 72H86V70H85ZM84 72V73H85ZM90 72H88V74L89 75H91L93 72H91V74H90ZM99 73L98 71H94V73ZM172 72H174V71H172ZM181 72V71H180ZM8 73V72H7ZM53 73V72H52ZM73 73V72H72ZM77 73V72H76ZM77 73V74H78ZM167 73V72H166ZM166 73H164V74H166ZM171 73V72H170ZM175 73H176V70H175ZM51 74V73H50ZM81 74V73H80ZM86 74H87V72H86ZM97 74H96V76H97ZM101 74H103V73H101ZM177 74V73H176ZM181 74V73H180ZM188 74V73H187ZM191 73L190 74H188V76H187V80L186 81H188V77H189V75H190V77L191 76H194V75H192ZM214 74V73H213ZM28 75V74H27ZM53 75V74H52ZM60 75H61V73H60ZM74 75H75V72H74ZM83 75V74H82ZM172 75H173V73H172ZM18 76V75H17ZM66 76V75H65ZM85 74L82 76V78L79 80V88H78V86H77V92L75 93L76 94V97L78 98V100H76L77 101V103L76 104H74L75 105V109H74V111H72V112H74V116L72 115V119H73V121H71L72 123H74L73 125L75 126L74 128H78V129H83L84 130V123H86V120H90L91 119V115H92V112L90 111V109L89 108H87V106H89V96H90V92H91V87L93 86L94 87V83H90V82H92V79H91V77L93 76H95L94 74H92L90 77H87V76H85ZM95 76V77H96ZM103 76V75H102ZM165 76V75H164ZM163 76V77H164ZM177 76H180V75H178L177 74ZM182 76V75H181ZM197 76V77H196ZM15 77V76H14ZM21 77V76H20ZM42 77H44V75L42 76ZM71 77V76H70ZM95 77H94V79H95ZM99 77V76H98ZM110 78L111 79V81L113 80V81H115L114 80V78ZM118 77V76H117ZM122 77V76H121ZM122 77V78H123ZM133 77V81H130V79ZM161 77V78H160ZM15 78H17V77H15ZM79 78H80V75H79ZM87 78H90V79H88L87 80ZM168 78V77H167ZM170 78V77H169ZM176 78V77H175ZM179 78H182V77H179ZM178 78V79H179ZM208 78H209V76H208ZM239 78V77H238ZM7 79V78H6ZM10 79V78H9ZM18 79V78H17ZM43 79V78H42ZM41 79V80H42ZM73 79H75V78H73ZM97 79V78H96ZM98 79H101V78H98ZM97 79V80H98ZM103 79V80H104ZM110 79H108V80H110ZM118 79V78H117ZM207 79V78H206ZM264 79V78H263ZM22 80V79H21ZM44 80V79H43ZM47 80V79H46ZM52 80V79H51ZM71 80V79H70ZM77 80V79H76ZM90 80V81H89ZM210 80V79H209ZM37 81V80H36ZM73 81V80H72ZM100 81V80H99ZM98 81V82H99ZM105 81H107V80H104V82ZM111 81L109 82L108 81V83L107 84H109V83H111ZM119 81V80H118ZM168 81V80H167ZM180 81H181V79H180ZM237 81H238V79H237ZM246 81V80H245ZM74 82V81H73ZM72 82V83H73ZM95 82V81H94ZM103 82V83H104ZM166 82V81H165ZM164 82V83H165ZM189 82H191L190 80H189ZM206 82V81H205ZM227 82V81H226ZM253 82V81H252ZM263 82V81H262ZM32 83V82H31ZM39 83V82H38ZM91 85H90V84ZM96 83V82H95ZM122 83H120L121 85H122ZM193 83H195V82H193ZM229 83H232V82H229ZM12 84V83H11ZM45 84V83H44ZM78 84V80H77V82H76V84H75V86L74 87H76V85ZM93 84V85H92ZM106 84V85H107ZM115 84V83H114ZM169 84V83H168ZM177 84V83H176ZM253 84V83H252ZM22 85V84H21ZM27 85V84H26ZM25 85V86H26ZM33 85V84H32ZM35 85V84H34ZM42 85V84H41ZM73 85V84H72ZM104 85V84H103ZM103 85H101V86H103ZM166 85H167V83H166ZM185 86L183 87V89L186 87H189L188 85L186 86V84H184ZM16 86V85H15ZM37 86V85H36ZM89 86H91V87H89ZM98 86V85H97ZM96 86V87H97ZM100 86V85H99ZM98 86V87H99ZM108 86V85H107ZM110 86H111V84H110ZM169 86V85H168ZM252 86V85H251ZM22 87V86H21ZM27 87V86H26ZM47 88H49L48 87V85L46 86ZM97 87V88H98ZM103 87H106V86H103ZM231 87H232V85H231ZM264 87V86H263ZM1 88V87H0ZM6 88V87H5ZM9 88V87H8ZM41 88V87H40ZM46 88V89H47ZM96 88V89H97ZM102 88V87H101ZM170 88V87H169ZM173 88V87H172ZM185 88V90H187ZM33 89H34V87H33ZM43 89V88H42ZM71 89V88H70ZM74 89V88H73ZM73 89H72V91H73ZM93 89V88H92ZM179 89V88H178ZM177 89V90H178ZM2 90V89H1ZM10 90V89H9ZM17 90V89H16ZM38 90V89H37ZM41 90V89H40ZM65 90H67V89H65ZM107 90V89H106ZM109 90H110V88H109ZM170 90V89H169ZM182 90V89H181ZM249 90V89H248ZM62 91V90H61ZM60 91V92H61ZM125 91V90H124ZM183 91V90H182ZM15 92V91H14ZM43 92V91H42ZM52 92V91H51ZM68 92V91H67ZM107 92H108V90H107ZM120 92H122V91H120ZM125 92V93H126ZM185 92V91H184ZM188 92H189V90H188ZM222 92V91H221ZM236 92V91H235ZM255 92V91H254ZM8 93V92H7ZM59 93V92H58ZM57 93V95H59ZM74 93L72 92V94L74 95ZM115 93V92H114ZM117 93V92H116ZM179 93V92H178ZM219 93V92H218ZM228 93V92H227ZM241 93V92H240ZM259 93V92H258ZM262 93V92H261ZM40 94V93H39ZM53 94V93H52ZM62 94H65V92L64 93H62ZM70 94H71V91H70ZM99 94V93H98ZM184 94V93H183ZM217 94V93H216ZM233 94V93H232ZM231 94V95H232ZM255 94V93H254ZM20 95H21V93H20ZM66 95V94H65ZM93 95V94H92ZM111 95V94H110ZM235 95H237V94H235ZM239 95V94H238ZM257 95V94H256ZM41 96H42V94H41ZM53 96H55L56 97V94L54 95L53 94ZM62 96V95H61ZM72 96V95H71ZM70 96V97H71ZM96 96H98V95H96ZM100 96V95H99ZM224 96V95H223ZM240 96V95H239ZM246 96V95H245ZM14 97V96H13ZM39 97V96H38ZM47 97H48V95H47ZM59 96H57L56 97V99L58 98ZM67 97H68V95H67ZM75 97V95L72 97V98H74ZM185 97V96H184ZM217 97V96H216ZM258 97V96H257ZM261 97V96H260ZM46 98V97H45ZM44 98V99H45ZM95 98V97H94ZM102 98V97H101ZM121 98V97H120ZM168 98V97H167ZM170 98V97H169ZM215 98V97H214ZM222 98V97H221ZM240 98V97H239ZM3 99H5V98H3ZM21 99V98H20ZM34 99V98H33ZM48 99V98H47ZM52 99V98H51ZM63 99V98H62ZM67 99V98H66ZM250 99V98H249ZM257 99V98H256ZM59 100H61V99H59ZM68 100H70V99H68ZM120 101H121V99H119ZM166 100V99H165ZM172 100V99H171ZM174 100V99H173ZM185 100H187V98L185 99ZM210 100V99H209ZM208 100V101H209ZM217 100V99H216ZM215 100V101H216ZM230 100V99H229ZM237 100V99H236ZM51 101H55V98H54V100H51ZM58 100H56V102H57ZM67 101V100H66ZM75 101V102H76ZM166 101H168V100H166ZM28 102V101H27ZM55 102V103H56ZM71 102H72V100H71ZM100 102V101H99ZM217 102H218V100H217ZM216 102V103H217ZM220 102V101H219ZM229 102V101H228ZM238 102V101H237ZM48 103V102H47ZM58 103V102H57ZM55 104V108H57L56 106L57 105H59V103L58 104ZM69 103V101L67 102V104ZM120 103V102H119ZM199 103V105H197ZM223 103V102H222ZM236 103V102H235ZM246 103V102H245ZM8 104V103H7ZM52 104V103H51ZM88 104V105H87ZM94 104V103H93ZM166 104H169V103H166ZM259 104V103H258ZM31 105V104H30ZM29 105V106H30ZM100 105V104H99ZM121 105H123V104H121ZM163 105H164V103H163ZM193 105L192 106H188V107H193ZM224 105V104H223ZM7 106V105H6ZM54 106V103H53V105H52V107ZM64 106V105H63ZM68 106V105H67ZM72 106V105H71ZM70 106V107H71ZM93 106V105H92ZM101 106V105H100ZM99 106V107H100ZM168 106V105H167ZM167 106L165 107V108H167ZM182 106V105H181ZM212 106H213V104H212ZM252 106H254V105H252ZM259 106V105H258ZM5 107V106H4ZM38 107V106H37ZM51 107V106H50ZM51 107V108H52ZM59 107H61V112H60V109H59V111H57L58 110V108ZM56 110H54V108H53V112H54V114H56L55 115V120H56V125H57V123H58V126H57V129H55L56 130V132H58L57 130H59L58 128H60V126H61V121H63V119H62V117L60 116V114H62V106H59ZM65 107V106H64ZM69 107V108H70ZM89 107H91V106H89ZM116 107L114 108L115 109V111H116ZM161 107H159V108H161ZM170 107H171V105H170ZM170 107H169V109H170ZM202 107V106H201ZM220 107V106H219ZM232 107V106H231ZM29 108V107H28ZM107 108V107H106ZM124 108V107H123ZM164 108V109H165ZM183 108V107H182ZM194 108V107H193ZM203 108V107H202ZM221 108V107H220ZM223 108V107H222ZM235 108H236V106H235ZM2 109V108H1ZM31 109V108H30ZM72 109V110H73ZM94 109V108H93ZM105 109V108H104ZM152 109V110H151ZM154 109V110H153ZM162 109H163V107H162ZM163 109V110H164ZM168 109V108H167ZM199 109V108H198ZM204 109V108H203ZM207 109V108H206ZM229 109V108H228ZM244 109V108H243ZM252 109V108H251ZM20 110V109H19ZM40 110V109H39ZM65 110H66V108H65ZM67 110H68V108H67ZM92 110V109H91ZM106 110V109H105ZM111 110V109H110ZM193 110V109H192ZM108 111V110H107ZM152 111H153V113H152ZM175 111V110H174ZM183 111V110H182ZM195 111V110H194ZM218 111V110H217ZM232 111H234V110H232ZM255 111H256V108H255ZM5 112V111H4ZM14 112H15V110H14ZM36 112V111H35ZM58 112H60V113H58ZM97 112H101V111H98L97 110ZM106 112V111H105ZM111 112V111H110ZM162 112H165V111H162ZM162 112L160 113L161 115H162ZM166 112H167V110H166ZM191 112H193V111H191ZM200 112V111H199ZM210 112V111H209ZM223 112V111H222ZM254 112V111H253ZM10 113V112H9ZM17 113V112H16ZM103 113V112H102ZM101 113V114H102ZM114 113V112H113ZM116 113V112H115ZM115 113L113 114V116H116L115 115ZM141 113H143V114H145V116H143V117H145V118H150L148 121L150 122V120L152 121V128L154 129V132L156 133V131L159 133H161V135H160V139L159 140H155V142L156 141H158V144L156 145V147H154V145L152 144V141L150 140V137H149V140L151 141V145H150V147H151V151H152V145H153V149H154V151H152V155L151 156H149L148 155V158L146 157V160L144 161L143 160V158H142V160H141V157H142V155L144 154V153H142V151L143 150H141V146L144 144V147L142 148V149H144L145 148V146H148L147 145V143H149V140L146 138V136H147V130L151 127V124L145 119V118H143V117H141L142 119H144L145 120V123L147 124V122H148V124H149V126H148V129H147V127H145V126H142V124L144 123H139L140 125H138V123L137 122H140V121H136V120H141L142 121V119L141 118H138V119H135L136 117H138V114H139V117L142 115ZM195 113V112H194ZM194 113H191V114H194ZM198 113V112H197ZM218 113V112H217ZM232 113V112H231ZM238 113V112H237ZM2 114V113H1ZM7 114V113H6ZM36 114V113H35ZM51 114H53V113H51ZM59 114V115H58ZM100 114V113H99ZM104 114V113H103ZM102 114V115H103ZM108 114V113H107ZM112 114V113H111ZM110 114V115H111ZM165 114V113H164ZM165 114V115H166ZM190 114V113H189ZM203 114V113H202ZM223 114V113H222ZM242 114V113H241ZM245 114V113H244ZM4 115V114H3ZM63 115V114H62ZM96 115V114H95ZM98 115V114H97ZM96 115V116H97ZM165 115H164V118H166L165 117ZM199 115V114H198ZM210 115V114H209ZM213 115V114H212ZM212 115H211V117H212ZM240 115V114H239ZM7 116V115H6ZM37 116H39V115H37ZM60 116V117H59ZM157 116V115H156ZM194 116V115H193ZM196 116V115H195ZM229 116H231V115H229ZM5 117V116H4ZM16 117V116H15ZM24 117V119H25V116H23ZM44 117V116H43ZM105 117H107L106 115H105ZM112 117V116H111ZM197 117V116H196ZM195 117V118H196ZM210 117V118H211ZM221 117V116H220ZM233 117V116H232ZM256 117V116H255ZM41 118V117H40ZM52 118V117H51ZM102 118H104V117H102ZM162 120H161V119ZM191 118V117H190ZM203 118V117H202ZM10 119V118H9ZM16 119V118H15ZM50 119V118H49ZM49 119H47V120H49ZM62 119V120H61ZM64 119L66 120V118H65V116H64ZM94 119V118H93ZM116 119V118H115ZM176 119H178V118H176ZM180 119H182V118H180ZM206 119V118H205ZM220 119V118H219ZM34 120H35V118H34ZM39 120V119H38ZM70 120V119H69ZM100 120V119H99ZM113 120V119H112ZM119 119H118V117H117V121H118ZM143 120V121H144ZM165 120V121H164ZM183 120V119H182ZM186 120V119H185ZM184 120V121H185ZM192 120V119H191ZM7 121V120H6ZM36 121H37V119H36ZM187 121V120H186ZM196 121V120H195ZM24 122V121H23ZM64 122V121H63ZM62 122V123H63ZM95 122V121H94ZM111 122V121H110ZM114 122V121H113ZM213 122V121H212ZM218 122V121H217ZM6 123V122H5ZM21 123V122H20ZM49 122H47V124H48ZM51 123H52V121H51ZM64 123H66V122H64ZM69 123V122H68ZM89 122L87 121V124H88ZM98 123V122H97ZM117 123H119V122H117ZM116 122H115V124L116 125H120V123L119 124H117ZM144 123V124H145ZM176 123H178V122H176ZM40 124V123H39ZM90 124H91V122H90ZM93 124V123H92ZM101 124V123H100ZM123 124H121L122 126H123ZM181 124V123H180ZM194 124V123H193ZM17 125V124H16ZM25 125V124H24ZM31 125V124H30ZM45 125V124H44ZM49 125H51L50 123H49ZM93 125H96V124H93ZM93 125H92V127H93ZM120 125V126H121ZM187 125H189V124H187ZM191 125V124H190ZM205 125V124H204ZM0 126H2L1 124H0ZM22 126V125H21ZM70 126H72L71 125V123H70ZM89 126V125H88ZM175 126H176V124H175ZM3 127V126H2ZM12 127V126H11ZM23 127V126H22ZM48 127V126H47ZM54 127V126H53ZM92 127H90V128H92ZM98 127V126H97ZM118 127V126H117ZM172 127V128H171ZM200 127V126H199ZM26 128V127H25ZM38 128V127H37ZM44 128V127H43ZM89 128V129H90ZM96 127H94V129H95ZM108 128V127H107ZM119 128V127H118ZM143 128H146L147 130H143ZM184 128V127H183ZM1 129V128H0ZM36 129V128H35ZM67 129V128H66ZM71 129V128H70ZM86 129L88 130V128L86 127ZM194 129V128H193ZM14 130V129H13ZM40 130V129H39ZM49 130V129H48ZM51 130V129H50ZM63 130V129H62ZM92 131H93V133H95L96 132V130L94 131L93 130V128L91 129ZM104 130V129H103ZM105 130H106V128H105ZM122 130H120V129H118V131H120L121 133L123 132ZM126 130V131H125ZM198 130V129H197ZM204 130V129H203ZM4 131V130H3ZM10 131V130H9ZM17 131V130H16ZM47 131V130H46ZM54 131V130H53ZM61 131V128H60V130H59V132ZM66 131V130H65ZM72 131H74L73 130V127H72ZM85 131V130H84ZM83 131V132H84ZM110 131V130H109ZM150 132H153V130L150 128V130H149ZM172 131H175V130H171V132ZM187 131V130H186ZM0 132H2L1 130H0ZM41 132H42V130H41ZM51 132V131H50ZM55 132V133H56ZM78 132V131H77ZM90 131H88L87 133H89ZM100 132V131H99ZM106 132H108V131H106ZM171 132H170V134H171ZM189 132V131H188ZM196 132V131H195ZM9 133V132H8ZM21 133V132H20ZM44 133V132H43ZM72 133V132H71ZM93 133H91L92 135H94ZM105 133V132H104ZM159 133V134H160ZM174 133V132H173ZM176 133V132H175ZM174 133V134H175ZM34 134V133H33ZM58 134V133H57ZM57 134H55V136L57 135ZM61 134V133H60ZM60 134H58V135H60ZM73 134V133H72ZM82 134V133H81ZM80 134V135H81ZM149 134V133H148ZM150 134H154V133H150ZM181 134V133H180ZM194 134V133H193ZM198 134H199V132H198ZM201 134V133H200ZM199 134V135H200ZM12 135H13V132H12ZM22 135V134H21ZM23 135H24V133H23ZM51 135H52V132H51ZM66 135H67V133H66ZM87 135V134H86ZM95 135H96V133H95ZM94 135V136H95ZM120 135H123L124 136V133H122V134H120ZM119 135V136H120ZM158 135V134H157ZM172 135V134H171ZM171 135H169L170 137H171ZM189 135V134H188ZM203 135V134H202ZM34 136V135H33ZM43 136V135H42ZM54 136V135H53ZM54 136V137H55ZM61 136V135H60ZM73 136V135H72ZM92 137V138H95V137ZM126 136V135H125ZM124 136V137H125ZM149 136H151V135H149ZM154 136V135H153ZM223 136V135H222ZM15 137V136H14ZM38 137V136H37ZM62 137H63V134H62ZM66 137H68V136H66ZM91 137V136H90ZM100 137V136H99ZM127 137V136H126ZM148 137V136H147ZM198 137V136H197ZM221 137V136H220ZM8 138V137H7ZM27 138V137H26ZM45 138V137H44ZM59 138V137H58ZM152 138V137H151ZM154 138V137H153ZM159 138V137H158ZM168 138V137H167ZM166 138V139H167ZM182 138V137H181ZM229 138V137H228ZM71 139V138H70ZM91 139V138H90ZM125 139V138H124ZM165 139V140H166ZM169 139V138H168ZM13 140V139H12ZM30 140V139H29ZM28 140V141H29ZM61 140V139H60ZM126 140V139H125ZM227 140V139H226ZM257 140V139H256ZM26 141V140H25ZM35 141V140H34ZM73 141V140H72ZM75 141V140H74ZM96 141V140H95ZM199 141V140H198ZM230 141V140H229ZM11 142V141H10ZM18 142V141H17ZM16 142V143H17ZM31 142V141H30ZM41 142V141H40ZM39 142V143H40ZM67 142V141H66ZM124 142H126V141H124ZM165 142V141H164ZM225 142V141H224ZM25 143H27V142H25ZM54 143V142H53ZM77 143V142H76ZM89 143V142H88ZM154 143V142H153ZM178 143H179V141H178ZM30 144V143H29ZM92 144V143H91ZM115 144V143H114ZM126 144V143H125ZM146 144V145H145ZM167 144V143H166ZM226 144V143H225ZM1 145H3V144H1ZM10 145V144H9ZM50 145H51V143H50ZM74 145V144H73ZM95 145V144H94ZM224 145V144H223ZM5 146V145H4ZM12 146V145H11ZM33 146V145H32ZM91 146V145H90ZM126 146H127V148H126ZM14 147V146H13ZM45 147V146H44ZM49 147V146H48ZM149 147V146H148ZM149 147V148H150ZM263 147V146H262ZM262 147H261V149H262ZM3 148V147H2ZM1 148V149H2ZM26 148V147H25ZM96 148V147H95ZM163 148V147H162ZM37 149V148H36ZM54 149V148H53ZM72 149V148H71ZM76 149V148H75ZM119 149V148H118ZM123 149V150H124ZM252 149V148H251ZM260 149V150H261ZM13 150V149H12ZM11 150V151H12ZM145 150V149H144ZM147 151L149 150L148 148L146 149ZM250 150V149H249ZM61 151V150H60ZM118 151H120V150H118ZM1 152V151H0ZM6 152V151H5ZM22 152V151H21ZM23 152H24V149H23ZM29 152V151H28ZM84 152V151H83ZM104 152V151H103ZM144 152V151H143ZM194 152V151H193ZM254 152V151H253ZM252 152V153H253ZM256 152V151H255ZM45 153V152H44ZM43 153V154H44ZM86 153V152H85ZM93 153V152H92ZM159 153V152H158ZM206 153V152H205ZM211 153V152H210ZM4 154V153H3ZM11 154V153H10ZM14 154V153H13ZM18 154V153H17ZM79 154V153H78ZM81 154V153H80ZM94 154V153H93ZM147 154V153H146ZM245 154H246V152H245ZM261 154V153H260ZM36 155V154H35ZM173 155V154H172ZM193 155V154H192ZM199 155V154H198ZM200 155H202V154H200ZM213 155V154H212ZM2 156V155H1ZM26 156V155H25ZM44 156V155H43ZM204 156V155H203ZM207 156V155H206ZM261 156V155H260ZM38 157V156H37ZM48 157V156H47ZM65 157V156H64ZM119 157H120V155H119ZM183 157V156H182ZM200 157V156H199ZM50 158V157H49ZM66 158V157H65ZM167 158V157H166ZM170 158V157H169ZM258 158V157H257ZM260 158V157H259ZM0 159H1V157H0ZM6 159H7V157H6ZM21 159V158H20ZM48 159V158H47ZM119 159V158H118ZM144 159H145V157H144ZM160 159H161V157H160ZM165 159V158H164ZM164 159H163V161H164ZM177 159V158H176ZM183 159V158H182ZM203 159V158H202ZM244 159V158H243ZM253 159V158H252ZM254 159H256V157L254 158ZM261 159V158H260ZM3 160V159H2ZM104 160V159H103ZM142 162H141V161ZM180 160V159H179ZM262 160H263V158H262ZM4 161V160H3ZM6 161V160H5ZM23 161V160H22ZM30 161V160H29ZM40 161H41V159H40ZM65 161V160H64ZM118 161V160H117ZM166 161H168V160H166ZM175 161V160H174ZM195 161V160H194ZM241 161V160H240ZM12 162V161H11ZM49 162V161H48ZM60 162H63V160L62 161H60ZM59 161H57V164H59L60 163ZM67 162V161H66ZM103 162V161H102ZM112 162H113V160H112ZM141 162V163H140ZM144 162V163H143ZM201 162V161H200ZM9 163V162H8ZM53 163V162H52ZM55 161H54V165H55ZM101 163V162H100ZM107 163V162H106ZM143 163V164H142ZM160 163V162H159ZM165 163V162H164ZM163 163V164H164ZM175 163V162H174ZM250 163V162H249ZM249 163L246 165L248 168H250L251 169V171L252 172H254V173H256V172H258L259 171V169H260V166L262 167V162L260 163H258V162H256L257 164L256 165H252L251 163H253V162H251L250 164L251 165H249ZM264 163V162H263ZM114 164V163H113ZM157 164V165H156ZM172 164V163H171ZM178 164V163H177ZM193 164H196V163H193ZM23 165V164H22ZM26 165V164H25ZM60 165V164H59ZM63 165V164H62ZM65 165V164H64ZM63 165V166H64ZM97 165V164H96ZM188 165V164H187ZM13 166V165H12ZM17 166V165H16ZM55 166H57V165H55ZM67 166V165H66ZM64 167V168H67V167ZM100 166V165H99ZM120 166V167H119ZM162 166H165V164L164 165H162ZM173 166V165H172ZM175 166V165H174ZM181 166V165H180ZM243 166H244V164H243ZM25 167V166H24ZM54 167V166H53ZM61 167V166H60ZM102 167V166H101ZM104 167V166H103ZM102 167V168H103ZM116 167V166H115ZM246 167V168H247ZM17 168V167H16ZM46 168V167H45ZM63 167H61V168H58V166H57V169H58V171L60 172V174H61V176H64V175H62V171H61V169H62ZM114 168V167H113ZM177 168V167H176ZM189 168V167H188ZM237 168V167H236ZM44 169V168H43ZM51 169V168H50ZM57 169H56V167H55V169L54 170H56L57 171ZM73 169V168H72ZM92 169V168H91ZM109 169H111V168H109ZM190 169V168H189ZM249 169V170H250ZM63 170V169H62ZM66 170V169H65ZM64 170V171H65ZM70 170V169H69ZM93 170V169H92ZM91 170V171H92ZM101 170V169H100ZM119 170V171H118ZM154 170V171H155ZM11 171V170H10ZM93 171H95V170H93ZM97 171V170H96ZM105 171V170H104ZM103 171V172H104ZM159 171V170H158ZM157 171V172H158ZM189 171H191V170H189ZM240 171H241V169H240ZM244 171V170H243ZM247 171V170H246ZM6 172V171H5ZM72 172V171H71ZM99 172V171H98ZM111 172V171H110ZM156 172V171H155ZM157 172H156V174H157ZM249 172V171H248ZM251 172V173H252ZM260 172V171H259ZM7 173V172H6ZM15 173V172H14ZM68 173V172H67ZM253 173V174H254ZM261 173V172H260ZM5 174V173H4ZM60 174L58 173V175L60 176ZM90 174V173H89ZM99 174V173H98ZM103 174V173H102ZM149 174V176H151V178H150V180L152 181H150V180H148L149 178V176H147ZM152 174H153V171H152ZM193 174V173H192ZM236 174V173H235ZM257 174V173H256ZM262 174V173H261ZM1 175V174H0ZM47 175V174H46ZM57 175V174H56ZM56 175H55V177H56ZM70 175L72 176L73 174L72 173H70ZM157 175H159V173L157 174ZM157 175H155V176H157ZM160 175H161V172H160ZM179 175V174H178ZM244 175V174H243ZM3 176V175H2ZM10 176V175H9ZM8 176V177H9ZM59 176H57V177H59ZM65 176H68V174L66 175L65 174ZM71 176H68V178H66V179H68L69 180V177H71ZM79 176H80V174H79ZM102 176H104V175H102ZM153 176H154V174H153ZM162 176V175H161ZM181 176V175H180ZM120 177V176H119ZM159 177V176H158ZM158 177H157V179H158ZM238 177V176H237ZM248 177H250V176H248ZM254 177V176H253ZM26 178V177H25ZM37 178V177H36ZM63 178V177H62ZM65 178V177H64ZM72 178V177H71ZM97 178V177H96ZM102 178V177H101ZM160 178V177H159ZM170 178V177H169ZM172 178V177H171ZM245 178V177H244ZM30 179V178H29ZM28 179V180H29ZM35 179V178H34ZM61 179V178H60ZM86 179V178H85ZM104 179V178H103ZM187 179V178H186ZM240 179V178H239ZM253 179V178H252ZM259 179V178H258ZM57 180H59V178L58 179H54V181H56L57 182ZM62 180V179H61ZM61 180H59V181H61ZM80 180V179H79ZM83 180V179H82ZM94 180V179H93ZM122 180V179H121ZM153 180H156V178H153ZM160 180V179H159ZM176 180H178V178L176 179ZM182 180H183V178H182ZM182 180H180V181H182ZM260 180V179H259ZM6 181V180H5ZM53 181V183L54 184H56V182H54ZM58 181V182H59ZM67 181V180H66ZM66 181H64V183H62L63 185L65 184L66 185ZM77 181V180H76ZM75 181V182H76ZM84 181V180H83ZM91 181V180H90ZM122 181H124V179L122 180ZM175 181V180H174ZM184 181H185V179H184ZM255 181V180H254ZM263 181V180H262ZM18 182V181H17ZM22 182V181H21ZM49 182V181H48ZM58 182H57V184H58ZM61 182H63V181H61ZM69 182V181H68ZM67 182V183H68ZM84 182H86V181H84ZM150 182L153 184V185H151L150 184ZM229 182H230V180H229ZM260 182V181H259ZM6 183V182H5ZM80 183V182H79ZM82 183V182H81ZM155 183V184H154ZM177 183V182H176ZM237 183V182H236ZM23 184V183H22ZM56 184V185H57ZM59 184H60V182H59ZM61 184V185H62ZM69 184H71L70 182L68 183V187H71V186H69ZM75 184V183H74ZM85 184V183H84ZM90 184V183H89ZM162 184V183H161ZM185 184V183H184ZM229 184V183H228ZM12 185H14L13 183H12ZM27 185V184H26ZM62 185V186H63ZM64 185V186H65ZM80 185H82V184H80ZM87 185V184H86ZM99 185V184H98ZM102 185V182H100V186ZM163 185V184H162ZM161 185V186H162ZM239 185V184H238ZM15 186V185H14ZM51 186H52V184H51ZM63 186V187H64ZM89 186V185H88ZM152 186H154L156 189L154 190V187H152ZM7 187V186H6ZM5 187V188H6ZM12 187V186H11ZM17 187H19V186H17ZM53 187V186H52ZM58 188L60 187L59 185L57 186ZM67 187V186H66ZM89 187V188H90ZM102 187V186H101ZM180 187V186H179ZM229 187V186H228ZM262 187V186H261ZM261 187H259V189L261 188ZM13 188V187H12ZM21 188V187H20ZM26 188V187H25ZM57 188V189H58ZM162 189L164 188V186L163 187H161ZM221 188V187H220ZM263 188V187H262ZM19 189V188H18ZM54 189V188H53ZM55 189H56V187H55ZM66 189V188H65ZM97 189H99V190H101L102 192V199H101V202H100V204H99V206H97L98 208H96V211H94L95 209L93 208L92 210H93V212H90V210H91V207H93V200L95 199L94 198V196L96 197V193H97ZM165 189V188H164ZM235 189V188H234ZM245 189V188H244ZM25 190V189H24ZM27 190V189H26ZM42 190V189H41ZM50 190V189H49ZM59 190V189H58ZM60 190H62V188H60ZM69 190V189H68ZM161 190V189H160ZM169 190V189H168ZM23 191V190H22ZM74 191V190H73ZM174 191V190H173ZM248 191V190H247ZM60 192V191H59ZM62 192V191H61ZM163 192V191H162ZM27 193V192H26ZM25 193V194H26ZM48 193V192H47ZM56 193V192H55ZM70 193V192H69ZM75 193V192H74ZM80 193V192H79ZM98 193H100V192H98ZM160 193H161V191H160ZM170 193V192H169ZM244 193V192H243ZM250 193V192H249ZM1 194V193H0ZM29 194V193H28ZM62 194V193H61ZM60 194V195H61ZM164 194V193H163ZM218 194H219V192H218ZM232 194V193H231ZM251 194V193H250ZM256 194V193H255ZM263 194V193H262ZM21 195H23V194H21ZM57 195V194H56ZM69 195V194H68ZM79 195V194H78ZM160 195V194H159ZM158 195V196H159ZM253 195V194H252ZM260 195H261V193H260ZM26 196V195H25ZM47 196V195H46ZM54 196H55V194H54ZM72 196V195H71ZM165 196V195H164ZM215 196V195H214ZM218 196V195H217ZM221 196V195H220ZM235 196V195H234ZM233 196V197H234ZM254 196V195H253ZM259 196V195H258ZM257 196V197H258ZM9 197V196H8ZM30 197V196H29ZM28 197V198H29ZM43 197V196H42ZM155 197H157V196H155ZM227 197H229V195L227 196ZM237 197V196H236ZM255 197V196H254ZM253 197V198H254ZM1 198V197H0ZM16 198V197H15ZM22 198V197H21ZM54 198V197H53ZM58 198V197H57ZM215 198V197H214ZM222 198V197H221ZM8 199V198H7ZM39 199V198H38ZM41 199V198H40ZM43 199V198H42ZM48 199V198H47ZM55 199H56V197H55ZM54 199V201H53V199H51V197H50V200H49V202L50 201H53V204H54V202L56 201V203H58L57 202V200H55ZM59 199V198H58ZM84 199V198H83ZM35 200H37V199H35ZM61 200V199H60ZM66 200V199H65ZM64 200V202H67V200L65 201ZM163 200H164V198H163ZM228 200V199H227ZM234 200V199H233ZM2 201V200H1ZM14 201V200H13ZM21 201V200H20ZM19 201V202H20ZM42 201V200H41ZM47 201V200H46ZM63 201V200H62ZM61 201V202H62ZM95 201V200H94ZM170 201V200H169ZM222 201L223 200H221L220 198H216V201L213 203V205H212V208H211V210H210V212H208L207 213V215H205L206 217H204V219L203 220H201L200 219V221H202V223H203V225L205 226V225H207L208 227H209V225H212V223L214 222V220H215V217H213L214 215L213 214H215V216H216V213H214V212H219V211H215L216 209H218L220 206H221V204H222ZM9 202V201H8ZM43 202H44V200H43ZM43 202H41V203H43ZM49 202H47V203H49ZM63 202V204H65ZM153 202V201H152ZM172 202V201H171ZM175 202V201H174ZM180 202V201H179ZM238 202V201H237ZM14 203V202H13ZM45 204H47L46 202H44ZM43 203V204H44ZM56 203L54 204V205H56ZM159 203V202H158ZM167 203V202H166ZM246 203H248V202H246ZM253 203V202H252ZM2 204H3V202H2ZM21 204V203H20ZM42 204V205H43ZM44 204V205H45ZM51 204H52V202H51ZM53 204L51 205V208H52V206H53ZM236 204V203H235ZM241 204V203H240ZM242 204H243V202H242ZM18 205H19V203H18ZM26 205V204H25ZM61 205V204H60ZM59 205V203H58V205H57V209H58V206H60ZM70 205V204H69ZM174 205V204H173ZM177 205V204H176ZM250 205V204H249ZM255 205V204H254ZM24 206V205H23ZM46 206V205H45ZM47 206H49V209L47 208ZM45 208H44V210H43V224L41 223L40 225H42L41 227H39L40 228V230H37L38 232H36L37 233V237H36V242H35V248H34V254L32 255V258H31V261H30V263L31 264H53V263H55V262H53L54 260H55V258H54V256H53V258H54V260H53V258H52V254H55L54 253V250H55V252H56V255L57 256H59L58 255V250H60V246H59V241H61L60 239H62L63 238V234H65L64 233V229L61 227V225H62V220H63V216H62V212L61 211H59V209L61 208V207H63V206H60L59 207V209H58V211H57V209L55 210L54 209V207H53V209L54 210H52V211H50V204L49 205H47ZM148 206H149V208H148ZM183 206V205H182ZM223 206V205H222ZM233 206H235V205H233ZM18 207V206H17ZM20 207H21V205H20ZM29 207V206H28ZM37 207V206H36ZM39 207H41V206H39ZM65 207H67V206H65ZM69 207V206H68ZM75 207V206H74ZM85 207V208H84ZM152 207H154V206H152ZM167 207V206H166ZM177 207V206H176ZM237 207V206H236ZM253 207V206H252ZM15 208V207H14ZM43 208H41V209H43ZM254 208V207H253ZM10 209V208H9ZM22 209V208H21ZM151 209H154V208H151ZM210 209V208H209ZM220 209V208H219ZM234 209V208H233ZM241 209V208H240ZM15 210V209H14ZM61 210V209H60ZM62 210H63V208H62ZM74 210V209H73ZM91 210V211H92ZM164 210V209H163ZM162 209L160 210H158L159 212L160 211H163ZM169 210V209H168ZM238 210V209H237ZM176 211V210H175ZM174 211V212H175ZM240 211V210H239ZM246 211V210H245ZM261 211V212H260ZM259 211V218H257L256 217V215L258 216V214H256L255 215V217H253V215H252V217H253V219L254 218H256L257 219V221H258V219H259V221H260V219H261V221L264 219V206H263V209L262 210H260ZM11 212H12V210H11ZM40 212V218H41V211H39ZM66 212V211H65ZM81 212V213H82ZM90 212V213H89ZM159 212H157V213H159ZM207 212V211H206ZM247 212V211H246ZM82 213V214H83ZM156 212L154 213L155 215L157 214ZM166 213V212H165ZM180 213H182V212H180ZM220 213V212H219ZM233 213V212H232ZM13 214V213H12ZM16 214V213H15ZM15 214H14V216H15ZM37 214H39L38 212H37ZM149 214H152V212L150 213L149 212ZM160 215L162 214V213H159ZM175 214V213H174ZM224 214V213H223ZM229 214V213H228ZM4 215V214H3ZM147 215V216H146ZM153 215V214H152ZM163 215V214H162ZM161 215V216H162ZM243 215V214H242ZM34 216V215H33ZM77 216V215H76ZM81 216V215H80ZM79 216V217H80ZM154 216V215H153ZM152 216V217H153ZM158 216V215H157ZM156 216V218H158ZM164 216V215H163ZM180 216V215H179ZM223 216V215H222ZM235 216V215H234ZM30 217V216H29ZM150 217V216H149ZM202 217V216H201ZM221 217V216H220ZM227 217V216H226ZM251 216H250V218H252ZM82 218V217H81ZM87 218V217H86ZM89 218V217H88ZM87 218V219H88ZM89 218V219H90ZM151 218V217H150ZM150 218H149V220H150ZM162 219H163V217H161ZM239 218V217H238ZM39 219V218H38ZM151 219H153V218H151ZM177 219V218H176ZM228 219V218H227ZM234 219V218H233ZM236 219V218H235ZM247 219V218H246ZM3 220V219H2ZM42 220V219H41ZM79 220V219H78ZM82 220V219H81ZM154 221L156 220L155 218L153 219ZM153 220L151 221V222H153ZM222 220H223V218H222ZM5 221V220H4ZM14 221V220H13ZM24 221V220H23ZM39 221V220H38ZM147 222H148V219L146 220ZM179 221V220H178ZM182 221H183V219H182ZM218 221H220V220H218ZM244 221V220H243ZM257 221H256V224H257ZM258 221V222H259ZM260 221V222H261ZM10 222V221H9ZM41 222V221H40ZM79 222V221H78ZM240 222V221H239ZM252 221L249 219V220H247L242 226H243V229H244V227H248L250 224H252L251 223ZM12 223V222H11ZM22 223V222H21ZM65 223V222H64ZM149 223V222H148ZM176 223V222H175ZM178 223V222H177ZM215 223V222H214ZM219 223V222H218ZM218 223H217V225H218ZM225 223V222H224ZM235 223V222H234ZM16 224V223H15ZM66 224V223H65ZM88 224V223H87ZM159 224V223H158ZM17 225V224H16ZM15 225V226H16ZM26 225V224H25ZM148 225H150V223L148 224ZM175 225V224H174ZM181 225V224H180ZM179 225V226H180ZM196 225H197V223H196ZM201 225V224H200ZM203 225H201V226H203ZM258 225V224H257ZM12 226V225H11ZM63 226V225H62ZM151 226V225H150ZM207 226H205V227H199L198 229H204V228H206L207 229V231H205L204 230V232H202L203 231V229H202V231H198V232H196V231H194L195 233L194 234H192V236H190L189 238H187L186 239V237L185 238H183L184 240H181V241H183L182 242V244H181V246H180V244H179V247L178 248H174V256H173V258H171V259H173V261H168V262H171L170 264H183V262H184V264H185V261H183V257H185L186 255H184L183 256V254L184 253H186V250L189 248V247H191L193 244H195L196 242L198 243V241L199 242H204L205 240H207V238H208V234H211V233H208L209 231H208V229L210 230V228H208ZM215 226H216V224H215ZM214 226V227H215ZM231 226V225H230ZM75 227V226H74ZM178 227V226H177ZM241 227V226H240ZM249 227H251V226H249ZM253 227V226H252ZM251 227V228H252ZM3 228V227H2ZM63 230H62V229ZM68 228V227H67ZM211 228H212V226H211ZM227 228V227H226ZM238 228H239V226H238ZM259 228H260V226H259ZM52 229H53V231H52ZM77 229V228H76ZM75 229V230H76ZM84 229H85V227H84ZM140 229V230H139ZM219 229V228H218ZM236 229V228H235ZM242 229V230H243ZM247 229V228H246ZM245 229V230H246ZM249 230H251L250 228H248ZM247 229V230H248ZM5 230V229H4ZM22 230V229H21ZM61 230H62V232H63V234H62V232H61ZM74 230V229H73ZM75 230H74V232H72V233H77L78 232V229H77V231L75 232ZM139 230V231H138ZM248 230V231H249ZM144 231H146V230H144ZM143 231V232H144ZM170 231V230H169ZM174 231V230H173ZM177 231V230H176ZM220 231V230H219ZM241 231V230H240ZM244 231V230H243ZM242 231V232H243ZM263 231V230H262ZM67 232V231H66ZM148 232V231H147ZM151 232V231H150ZM163 232V231H162ZM181 232V231H180ZM232 232V231H231ZM247 232V231H246ZM72 233H71V237H76V234H74V235H72ZM81 233V232H80ZM142 233V232H141ZM157 233H158V231H157ZM164 233V232H163ZM172 233V232H171ZM183 233V232H182ZM181 233V234H182ZM224 233V232H223ZM237 233V232H236ZM2 234V233H1ZM25 234V233H24ZM149 234V233H148ZM27 235H28V233H27ZM83 235V234H82ZM150 235V234H149ZM259 235V234H258ZM35 236L36 235H34V239H35ZM62 236V237H61ZM66 236V235H65ZM142 236V235H141ZM148 236V235H147ZM185 236V235H184ZM245 236V235H244ZM69 237V236H68ZM71 237H70V240H71ZM83 237V236H82ZM181 237H183L182 235H181ZM6 238V237H5ZM33 238V237H32ZM178 238V237H177ZM179 238H180V236H179ZM64 239V238H63ZM76 241H78V238L76 237ZM135 239V240H134ZM139 239V238H138ZM141 240H139V241H142V238H140ZM144 239V238H143ZM180 239H182V238H180ZM217 239V238H216ZM220 239V238H219ZM32 240V239H31ZM66 240V239H65ZM67 240H69V239H67ZM73 240H74V238H73ZM201 240V241H200ZM144 241V240H143ZM142 241V243H144ZM8 242H10V241H8ZM12 242V241H11ZM57 242H59V243H57ZM208 242V241H207ZM5 243V242H4ZM34 243V242H33ZM179 243H181V242H179ZM209 243V242H208ZM6 244V243H5ZM29 244V243H28ZM32 244V243H31ZM133 244H136V245H138L137 243H133ZM140 244H141V242H140ZM178 244V243H177ZM2 245V244H1ZM4 245V244H3ZM67 245V244H66ZM71 245V246H70ZM143 245V244H142ZM8 246V245H7ZM20 246V245H19ZM24 246V245H23ZM26 246H28V245H26ZM30 246V245H29ZM63 246H65V245H63ZM199 246V245H198ZM197 246V247H198ZM236 246V245H235ZM12 247V246H11ZM176 247H177V245H176ZM4 248V247H3ZM2 248V249H3ZM145 248V247H144ZM19 249V248H18ZM143 249V248H142ZM141 249V250H142ZM209 249H211V248H209ZM233 249V248H232ZM264 249V248H263ZM29 250H30V248H29ZM31 250H33V249H31ZM65 250V249H64ZM134 250V251H133ZM176 250V251H175ZM189 250V249H188ZM201 250V249H200ZM50 251H53V252H51L52 254H48V253H50ZM67 251V250H66ZM160 251V250H159ZM196 251V250H195ZM2 252V251H1ZM23 252V251H22ZM28 252V251H27ZM30 252V251H29ZM189 252V251H188ZM140 253V252H139ZM196 253H197V251H196ZM195 253V254H196ZM47 254L48 255H50L49 257L50 258H52V260L47 256ZM61 254V255H62ZM191 254V253H190ZM16 255V254H15ZM24 255V254H23ZM141 255H143V254H141ZM188 255V254H187ZM13 256V255H12ZM56 256V257H57ZM16 257H18V256H16ZM28 257V256H27ZM47 257V258H46ZM132 257H134V256H132ZM249 257V256H248ZM60 258V260L62 259L61 258V256L59 257ZM147 259V258H146ZM170 259V260H171ZM243 259V258H242ZM26 260V259H25ZM186 260V259H185ZM1 261V260H0ZM9 261V260H8ZM27 261V260H26ZM57 261H58V259H57ZM204 261V260H203ZM10 262V261H9ZM59 262V261H58ZM61 262V261H60ZM144 262V261H143ZM224 262V261H223ZM63 263V262H62ZM167 263V262H166ZM60 264V263H59ZM133 264V263H132ZM140 264H143L142 262L140 263ZM169 264V263H168ZM202 264H204V263H202Z\"/></svg>", "mask_w": 264, "mask_h": 264}]
</instances>
